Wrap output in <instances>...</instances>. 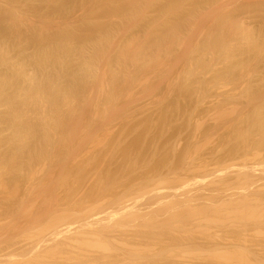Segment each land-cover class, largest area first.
<instances>
[{"label":"bare ground","instance_id":"1","mask_svg":"<svg viewBox=\"0 0 264 264\" xmlns=\"http://www.w3.org/2000/svg\"><path fill=\"white\" fill-rule=\"evenodd\" d=\"M154 1H156V0H154ZM154 1H151V3H150V5L152 6H154L153 8H164L161 12H162V14L160 15V14H158L159 16H158V18H155V19H153V20H151V21H149L148 20V22H146L144 25H143V27H142V30H143V32H137V34H132V36H134L135 35V37H136V35H137V37H138V35L140 36H146V40H144L143 41V39L141 40L139 37V39H140V43H139V41H137V40H135L133 37H128V36H126L125 35V33L127 34L129 31H127V29H126V31H125V33H124V40H122L121 42L122 43H120L119 45H117V44H114V42L116 41H114L113 42V37H114V33L116 34L117 32H122L123 33V31H124V28H123V26L122 25H118L117 24V26L116 27H112V28H114L113 30H111L110 28H111V25H110V27H109V29H108V25L107 26H104L103 24H102V22L104 21V22H106V21H108L107 20V18H105L103 21L101 20L102 19V17L104 16V17H113V16H115L114 17V19L116 18V16H117V18L118 17H120V18H122V19H124L123 20V22L125 21V22H127V21H130V20H132L135 16L137 17V15L136 14H142V13H144V12H142V8L144 7H142V6H140V5H144L143 3H142V0H0V109L2 110V108H4V111H6L7 112V117H6V115H4L3 116V114L4 113H6V112H2L1 110H0V114L1 113H3L2 115H0V116H3L2 118L0 117V123H4L5 121H7V122H9V123H7V122H5L4 124H9V125H11V126H9V127H11L10 129H12L14 132L11 134V138H9L10 136L5 132V134H7L9 137L7 138L8 140V142H11V145L13 146L14 145V143L13 142H18L19 144H21V146L22 147H20V150L21 149H23V153H21L20 152V150H17V147H16V150H17V153L18 152H20L21 154H17V155H21L22 156V158H21V156H15V161H16V159H22L23 160V162L20 164V165H22V166H24L23 168H25L24 169V172H23V169H22V172H23V174H25L26 176H24L23 175V177H27V175L29 176H31L32 174V172H31V168L33 169V167L35 166V165H40L41 163H43L44 161H46V163L48 164H50V162H47V160L49 161V159L50 160H52L53 162L51 163V165L52 164H54V165H58L59 164V162L61 163V165H63L62 163L64 162V163H67V164H65L66 166V170L64 169V171L63 172H65V174H63V177L61 178V179H59V177H57L58 178V180H60V182H61V180H62V183H61V187L64 189L65 187V189L66 190H64L63 191V189H59V191H61V193H63L65 196H64V198H62V196H61V193L60 192H58V194L60 193V195H57V197L58 196H60V197H58V199L60 198V199H62L63 200V202H60V204H61V207H60V204H59V207L61 208V210L58 212V210L57 209H59L58 208V205H56V207H55V211L52 209L51 211H53L54 213H57V214H55L54 216H49V214L48 213H50L51 211L49 210V208H51V207H47V209L49 210V212L47 213V215L49 216H45L44 217V215H43V217L44 218H46V219H42V222H40L41 224H39L38 226H36L35 224V227L33 228V230L32 231H30L31 230V226L29 227L30 228V232L29 231H27L26 230V234L25 235H20L21 236V238L24 236V239H23V242H21V243H24V246H22V247H28L29 249H28V251H21L20 250V253L21 252H25V254L24 253H22V254H17L16 253V251H14V253L13 254H11V252L8 254H2L1 252H0V264H93V262H94V264H97V262H98V264L99 263H101V264H111V262L113 263V261H114V258L113 259H110V258H112V256L115 254V252H114V254L112 255V253H111V251L113 250V249H117V250H119V252H120V250L122 251H124V255L126 254L125 253V251L126 252H128L127 250L129 249L131 252V254H133V257H134V259H133V257H131L132 255L131 254H129L130 255V260H135V256H139V258H140V256L142 257V256H144V253H146V255H148L149 254V251H150V254L149 255H152V253L154 252H152V250H154V246L152 247V249H151V245L152 244H150L149 245V243L148 242H146V244H144V247L142 248L141 247V245L139 244V246H138V243L137 244H135V245H133V246H135V247H131L132 245H131V241H126V240H131V239H128L129 238V236L131 235V234H133V233H131V231H129L131 228L132 229H134L135 228V226H134V228L132 227L133 225H135L136 223L139 225V226H141V223L143 224V219L142 218H144L143 216H142V214L144 215V216H154V214H158V213H155L156 211L157 212H159L160 213V210L164 213H166V212H171L172 213V215H173V211L175 210V211H177L176 210V208L178 209V206L180 207V204L182 205V203H184V204H186L185 202H187L188 204L189 203H191V202H193V201H195V200H197L198 198L196 197V196H198V194L199 195H201V197H204V196H202V194L200 193V191L199 190H202L203 189V187H202V189L199 187V186H196L197 188H200V189H197L196 191H195V187H193L192 189H191V191H193L194 190V192H190V194H189V192L188 191H190V190H186V191H184L183 189H187L186 187H189L190 185H195V183H196V185L199 183V181L200 182H203V183H205V181H203V180H207L209 177L208 176H212L211 175V173L210 174H206L207 176H206V178H205V176L204 175H201V173L199 174V175H201V177H203L201 180H198V181H195L194 180V178L193 179H188L189 178V176L187 175V177H182V176H184V174L182 175L181 173L180 174H178V175H176V176H172V180H171V176L169 177L170 179V183L171 184H174L175 182H177V183H175L174 185H167L164 181V184H163V186H162V184H160V182H159V184H160V186L161 187H159L158 185V183H157V187H154V184L157 182L156 180H157V178H163L162 176H156V175H158V174H162L161 172H163L165 169H166V172H168V171H178V173H179V171H187L188 170V174H190L189 172L191 171L192 172V170L194 171V170H202V166H205V163H204V165L202 164H200V165H198V164H196V162H195V159H197V158H199V157H201V156H199L198 157V154H199V152H197V158H192V154L190 155V157H188V155H186V150H188V149H183L184 150V152L181 154V153H179L178 155V157H177V153L175 154V156L177 157V158H175L174 160H171V159H169L168 157L170 156H168L167 157V155H164V156H161V155H159V154H157L156 155V153H154L156 156H159L158 158L156 157V160L154 159L153 161L151 160V163L149 162V163H147L148 162V160H147V162H146V160L144 159L145 157H141L140 155H142V156H144V154L146 153V152H149V150L151 151V149L153 150V152H154V147L153 146H155V145H152V144H154L155 142V139L153 138V136L154 135H152L151 137L149 136V134L151 133V132H148L147 131V126H145V122H144V128H142L141 127V124L143 123L142 121H141V124H140V126L139 127H141L140 129L138 128V125L137 124H135L134 126H136L137 128H135L134 127V129H132L133 127L132 126H130V128L128 127V125H127V127L130 129V131H135L136 132V130H139L137 133H136V135L134 136V140H133V142H132V144H131V146H128L127 144V146L126 145H123L127 140H125V142L122 144V146H117L118 144L117 143H119V142H121V141H123V140H120V141H118L119 139H116V136H118V134L116 135V133H114L113 135L115 136V138H114V136L112 135V134H110V135H112V136H110V137H112L111 139L113 140H110L109 141V134H107V133H105L106 131H108L109 133H112V132H110V131H113L112 129H110V128H105L106 127V125L107 124H105V127H104V131H103V136H104V134H107V136L106 137H109V138H107L108 139V141L106 142H103V140H102V143L100 142L101 140H100V138H99V143H98V141H94L95 142V144H92V145H95V147H96V144L98 143L99 144V146H98V144H97V148H96V150L97 151H95V150H90V151H92V152H98L99 150H100V152H98L97 154L95 153H89V150H88V153H89V155L87 154V153H85V154H87L86 156H84L85 154H84V152L82 153L83 154V156L81 155V153H80V155H81V161H80V157L77 159V162H73L72 161V158L73 159H75V161H76V158H77V156H80V155H78V153L77 152H75V153H77L76 155L77 156H75V155H73L71 152H73L72 151V147H71V145H70V142L69 143H65V142H63V140H64V138L67 140V138H73V135L74 134H78L79 133V131H81L80 130V128H76V126H74L73 127V125H72V123H71V119H72V121H74V117H76V114H78L77 113V108H69L70 106L69 105H71V102H74L75 100H70V96H72V95H70V93H72V91L74 90V88L76 87V91L78 90L77 88H82V90H83V88H85V90H87L88 91V87H89V85H90V87L89 88H91L92 89V87L91 86H94V88H96V89H93L94 90V92H95V90H97L96 92H97V95H98V91H99V96H97L96 95V100H98V99H100V102L102 103V100H103V102H104V106H105V104H107V105H113L114 104V102H115V104H117L116 102V99L118 98V95H119V93H120V95H121V92H122V94H124V95H126V93H127V95L129 96V98L127 97V95L126 96H123V97H125V99H126V97L128 98V99H126V100H131L132 98H130V96H131V94L133 93V92H136V91H134L133 90V92L130 94V92H128L129 90H131L132 89V86H133V78H135L134 76H136V73H138V72H140L141 71V69L143 70H147L146 68H149L150 70L153 68V67H158L160 64H161V62L163 63V61H161L162 59L160 58V56L158 57V56H156V55H154L153 53H152V51H153V49H155L156 50V48L154 47L153 49H151L152 47L151 46H156L157 47V51H156V53L155 54H158V52L160 51V52H163V53H165L166 52V54H168L167 52H171L170 50L168 51V49H170V47H168V49H167V51H166V47H164V46H167L166 44H167V42H168V44H171L170 43V36L169 35H171L172 33L170 32L169 33V31H171L170 30V27L171 28H174V25H171L170 24V22H171V13L172 12H174L175 10H177L178 8H181V7H185V9L187 10L188 9V13H193L194 15L195 14H198V12H199V9L201 10V9H204V10H206L207 8H209V9H213L214 7H220L224 2L223 1H226L227 2V0H168L166 3H159L160 2V0H158L159 2H156V3H152V2H154ZM163 1H165V0H163ZM228 1H230V0H228ZM240 1V0H239ZM248 1H251V0H247V2ZM254 1V0H253ZM233 3V2H232ZM237 3V2H236ZM235 3V4H236ZM149 4V3H148ZM230 4H231V2H230ZM224 5V4H223ZM226 5H227V3H226ZM233 5V4H232ZM237 5V4H236ZM44 6V7H43ZM45 6H46V8H47V10H44L45 9ZM150 6V7H151ZM229 6V5H228ZM241 6V5H240ZM146 7H149L148 5L146 6ZM217 7V8H218ZM222 7V6H221ZM224 7V6H223ZM230 9H231V7H229ZM244 8V10H248V12L249 13H251L250 15H254V14H256L257 12L259 13H264V4H257V5H251V6H245V7H243ZM81 10V11H84L85 13L84 14H87L85 17H87V18H89V19H91V22H93L94 20L93 19H95V21H100L101 20V23H95V21H94V23H91L90 21V23H86L87 22V20H85L84 18V14L83 13H81V14H83V19L85 20L84 22H83V19H82V17H80V19H82V22L83 23H85V24H83V23H81V21H79V22H77L78 20H76V17H75V20L74 21H72L71 22V24H77V25H69V23H68V25L66 24V25H63V27H62V29L60 28V31H58L59 30V28L58 27H52V29L54 28V30H55V28H58V29H56V31L55 32H50V30H48V29H46L47 28V26L50 24V22H48V21H50V20H52V22H54V20L56 19V17L55 16H58L59 18H61V19H63L64 17H71L72 16V14H73V12H74V14H77L76 13V11H78V10ZM146 9V8H145ZM144 9V10H145ZM208 9V10H209ZM147 10V9H146ZM145 10V11H146ZM182 10V9H181ZM184 10V9H183ZM207 10V11H208ZM159 11V10H158ZM227 11V10H226ZM80 12V11H79ZM140 12H142V13H140ZM216 12V11H215ZM239 12V11H238ZM244 12H246V11H244ZM28 13V14H27ZM29 13H31V17L33 18V17H37V19L39 18V19H42L41 21H43L44 19V23H45V25H46V22H47V25H46V28L44 27L45 25H43L42 23H41V25L39 24L38 25V23H35V21L36 20H31L30 18H29ZM148 13V12H147ZM146 13V14H147ZM158 13V12H157ZM209 13V12H208ZM248 13V14H249ZM145 14V13H144ZM143 14V15H144ZM174 14V13H173ZM172 14V15H173ZM176 15V14H175ZM180 15V14H179ZM243 15V14H242ZM247 15V14H246ZM97 16H99L98 18H101V19H99V20H96V17ZM191 16V15H190ZM197 16V15H196ZM208 16H210V15H208ZM55 17V18H54ZM63 17V18H62ZM78 17V16H77ZM135 17V18H136ZM144 17V16H143ZM183 17H185V16H183ZM211 17V16H210ZM214 17V16H213ZM54 18V19H53ZM58 18V19H59ZM67 18V19H68ZM72 18H74V16H72ZM79 18V17H78ZM97 18V19H98ZM120 18H118V20L120 19ZM134 18V19H135ZM177 18H179V16L177 17ZM215 20H214V22L216 23H214L215 25H217V30L218 31H216V29H215V34H214V32H213V34L212 33H209V31H211L210 29H209V31L208 32H206V33H208V35L207 36H209L210 34H212L211 36L212 37H214V39L216 38V39H221V40H223L224 42H226L227 44H225V43H223L222 42V44H225V46L226 45H228L229 43H230V41H231V43H230V46H231V44H232V46H234L233 47V49L235 50H233L232 48H229L230 46L228 45L227 46V48L229 49V51H228V53H227V51H226V53L227 54H225V53H223V56H221V58H218V60H222V59H224L223 61H221L222 63H220V61H219V63H218V65L217 66H219V64H220V67H221V64H222V67H223V70L220 68V70H222L221 72H216V71H213V70H210L211 69V67H210V64L208 63L209 61H207L206 59V63H208V64H205L204 62H202V60L201 59H203L204 60V58L202 57V58H200L201 56H204V55H207V50H204V48H205V45H209V43L210 44H213L212 43V41H214V39L212 38V37H210L209 39H211V41L210 42H205V40L203 41V42H205L204 44H203V42H202V44L201 43H199V45H197V44H194V46H192V44H191V46L189 45L188 47H187V42H185V43H183L182 45H186V47H187V49L185 48V45L184 46H180V47H184L185 49H186V56H188V57H184V60H185V58H187V61H189V59L192 57L193 59H191V62L189 61L188 63H190L189 65H188V63L186 64L187 65V68H188V66H189V68L187 69V70H185L186 72H184L183 71V73L185 74H182V75H184L183 77H181V75H179V77H181V78H184V80L183 81H185L184 83H186V85H183V86H185L184 88L182 87V85H181V81H179L180 80V78L178 79V83L181 85V87H179V85L177 84V86H175V87H177V89H178V87H179V89H178V91L179 90H181L182 89V91L184 92V89H187L188 91H190V90H192V87L194 86L195 87V84L194 85H190V84H188L189 82H187V81H190V83H191V78L192 77H197V79H199V77L198 76H202V74L204 73V72H206V71H204V70H207V71H209L212 75H208L209 77L211 76V79H212V86L213 85H216L217 87L220 85V83H223L224 81V78H222L221 79V77H225V76H227V75H231V77L233 76V74H231V72H233V71H235V70H237L236 69V67H239L240 66V68H241V71L240 72H242L243 73V75L245 74L244 72H246L249 68V72H250V70H251V64H256V63H253V62H256L257 61V59H259V56L257 57V55L255 54V53H260V52H262V54L264 53V48H263V44H262V46L261 45H258V44H256L254 47L252 46V48L250 49L249 47V49L247 50V51H245V52H248V53H245V52H243V49L245 48V45H249L250 47H251V43L254 41H252L251 42V40L253 39L252 37H250L248 34H250L249 33V31L248 30H245V28L243 27V25L245 26V25H247V23L246 24H243V22H241V21H239L237 18H236V16L234 15V14H232L230 11H228V12H224L222 15H219V16H215ZM256 18V17H255ZM36 19V18H35ZM58 19H56V20H58ZM65 19V18H64ZM70 19V18H69ZM68 19V20H69ZM112 19V18H111ZM133 19V20H134ZM181 19V18H180ZM212 20H213V18H211ZM237 19V20H236ZM245 19V18H244ZM46 20H48V21H46ZM93 20V21H92ZM127 20V21H126ZM176 20V19H175ZM196 20V19H195ZM210 20V19H209ZM211 20V21H212ZM248 20V19H247ZM40 21V22H41ZM59 21H60V19H59ZM58 21V22H59ZM65 21V20H64ZM120 21H121V19H120ZM136 21V20H135ZM51 22V23H52ZM66 22V21H65ZM64 22V23H65ZM76 22V23H75ZM113 21H111L110 23H112ZM134 22V21H133ZM174 22V21H173ZM172 22V23H173ZM206 22V21H205ZM209 22V21H208ZM245 22V21H244ZM56 23V22H55ZM64 23H61V25L62 24H64ZM106 23H109V22H106ZM121 24H123L122 23V21L120 22ZM142 23H144V22H142ZM179 23V22H178ZM181 23V22H180ZM190 23V22H189ZM210 23H212V22H210ZM54 24V23H53ZM57 24H59V23H57ZM81 24V25H80ZM88 26H87V25ZM127 24H128V22H127ZM132 24V25H131ZM137 24H140V23H137ZM192 24V23H191ZM243 24V25H242ZM51 26H52V24H50ZM55 25V24H54ZM60 25V26H61ZM92 25V26H91ZM126 25V24H125ZM129 25H131V26H133V23H129ZM135 25V27H136V23L134 24ZM209 25V24H208ZM212 25V27L214 26L213 25V23L211 24ZM260 25V24H259ZM50 26V27H51ZM57 26V25H56ZM115 26V25H114ZM128 26V25H127ZM142 26V25H141ZM125 27V26H124ZM129 27V26H128ZM134 27V26H133ZM191 27V26H190ZM209 27H210V25H209ZM48 28H49V26H48ZM211 28V27H210ZM246 28H248V27H246ZM256 28V27H255ZM261 28V27H260ZM129 29V28H128ZM139 29H141V28H139ZM138 29V30H139ZM165 29H169V31L167 32V30H165ZM207 29V28H206ZM253 29V28H252ZM264 29V28H263ZM53 30V31H54ZM166 32H165V31ZM178 30V29H177ZM197 30V29H196ZM203 30V29H202ZM208 30V29H207ZM207 30H205V31H207ZM58 31V32H57ZM176 31V30H175ZM212 31H213V28H212ZM246 31L248 32V34L246 33ZM257 31V30H256ZM24 32V35H26V40L24 39H22V38H24V37H22V33ZM202 31H200V33H201ZM200 33H199V35H200ZM205 33V34H206ZM119 34V33H118ZM129 35H131V34H129ZM251 35V34H250ZM253 35V34H252ZM92 36L94 37V36H100L99 38H97L96 37V39H94L93 40V38H92ZM117 36V35H116ZM119 36H121V35H119ZM165 36H169V41L167 40V42L164 40V38H165ZM172 36V35H171ZM255 36H256V34H255ZM90 37L92 38V39H90ZM103 37V38H102ZM147 37L150 39L151 38V40H149V42H147L148 41V39H147ZM254 37V36H253ZM264 37V36H263ZM167 38V37H166ZM206 38V40H208V38L207 37H205ZM226 38H228V39H226ZM252 38V39H251ZM257 38V37H256ZM138 39V40H139ZM215 39V41H217ZM12 40V42L14 41V43L19 47V49H20V52L18 51V54L20 55V57H16V53H15V56H14V53H12L11 51H9V48H11V47H13L14 45V43L12 44V46L11 47H7V44H5V43H7V41H8V43H10V41ZM25 41V42H23V41ZM196 40V39H195ZM230 40V41H229ZM263 40V39H262ZM26 41H27V43H28V45H27V43H26ZM29 41V42H28ZM172 41H174V39H173V36H172ZM189 41V40H188ZM193 41V40H192ZM202 41V40H201ZM214 41V42H215ZM229 41V42H228ZM264 41V40H263ZM117 42V41H116ZM175 42H176V40L172 43V44H174V46H175ZM219 42H220V40H219ZM218 42V43H219ZM255 42H257L256 40H255ZM258 42H262V41H258ZM119 43V42H118ZM177 43H179L180 44V41L179 42H177ZM187 43V44H186ZM218 43H214L215 45H217V46H215V47H218L219 48V46L218 45H220V44H218ZM242 43H244L245 45H243V46H241L242 45ZM24 44V45H23ZM253 44V43H252ZM10 44H8V46H9ZM21 46V47H20ZM34 47L33 48V51L30 53V50H27V49H29L30 47ZM88 46H92V48L94 49V52H92L93 50H92V48H91V52L92 53H89V51H88V54L86 53V51H85V53L86 54H84V50H87V49H89V47ZM171 46V45H170ZM174 46H172V48L174 47ZM213 46V45H212ZM212 46H210L209 48H212V49H210L209 50V48H208V50H209V53L212 51H214V49H216V48H213ZM224 46V47H225ZM231 46V47H232ZM260 46V47H259ZM18 47L16 48V49H18ZM85 47H88L87 49L85 48ZM149 47H151V48H149ZM208 47V46H207ZM221 47H223V46H221ZM223 47V48H224ZM256 47V50H255V52L253 53V55H252V53L250 54V55H252V56H249V50H254V48ZM262 47V48H261ZM13 48H15V47H13ZM165 49V51H161V50H159V49ZM225 49V50H228V49ZM149 49H151L152 51H151V54L148 52V50ZM163 49V50H164ZM205 49H207V48H205ZM247 48H245V50H246ZM13 50V49H12ZM154 50V51H155ZM232 50V51H231ZM14 51H16V50H14ZM28 51V52H27ZM60 51L62 52V54L63 55H61L62 56V59L60 58ZM153 51V52H154ZM218 51V50H217ZM220 51V50H219ZM231 51V52H230ZM10 52L12 53V54H10ZM160 52H159V54H160ZM177 52V51H176ZM182 52V51H181ZM206 54H205V53ZM211 52V53H212ZM215 52H216V50H215ZM222 52V51H221ZM225 52V51H224ZM242 52H243V54L244 55H242ZM96 54L94 57H91L92 55H90V57H88L87 55H89V54ZM145 53V55H147V56H143V54ZM150 55H149V54ZM183 53H185V52H183ZM241 53V54H240ZM74 54H76L77 56H79V60L82 62L81 63V65H86L87 66V64H89L90 62L89 61H93V62H96V63H99L100 61H101V59L102 58H104V60L107 58L108 60H105V61H103V63L101 64L100 63V66H102L103 65V68H104V72L106 71L107 72V74L109 73V76L111 77L110 79H108V80H110V81H112L111 83V85L109 86V81H106V80H104V76H100V74H98V72H96V74L95 73H93L92 72V74H94V75H96L97 77L94 79V80H91V78H94L95 76H91L92 74H88V75H90V80H91V82H93V81H95V82H93V83H91L90 82V80H89V82L90 83H88V81H82V73L80 74V73H78L80 76H79V78L81 77V79H79L78 78V76H76V71L78 70H76V68L77 67H74V69H71V68H73V66L76 64H80V62L77 60V58L75 57V55ZM158 54V55H159ZM165 54V55H166ZM201 54H203V55H201ZM235 54H237V59H239V58H243V59H240L239 61H234V60H237V59H235L234 58V56H236ZM238 54L239 55H242L241 57H239L238 56ZM254 54H255V59H254ZM262 54H260V55H262ZM73 55V58L75 57L76 58V60H72L73 62H72V64L74 63V61H78V63L76 62V63H74L73 64V66L71 67L69 64H66L68 61H66V60H68V58L70 57V56H72ZM161 55H162V53H161ZM165 55H163V56H165ZM170 55V54H169ZM168 55V57H170ZM172 55V54H171ZM182 55H184V54H182ZM189 55H191V57L189 56ZM218 55H219V53H218ZM221 55V54H220ZM248 56L249 58H247V57H243V56ZM259 55V54H258ZM100 57V59H97L96 60V58L95 57ZM176 56V55H175ZM209 56H211V55H209ZM208 56V57H209ZM215 56V55H214ZM224 56H226V58H224ZM162 57V56H161ZM182 57V56H181ZM207 57V56H206ZM223 57V58H222ZM239 57V58H238ZM20 58V59H19ZM94 58V59H93ZM180 58V57H179ZM18 59H19V61H18ZM70 59V58H69ZM91 59V60H90ZM164 59V58H163ZM232 59H234L233 61H232ZM96 60V61H95ZM99 60V61H98ZM175 60H176V58H175ZM216 60V59H215ZM217 60V61H218ZM253 60H255V61H253ZM27 61H29L30 63V65L31 66H33V64L36 66V67H38V68H40V69H38V71L40 70V73L42 72V70H44L45 69V71H46V69H49L48 71H50V66H52V65H54V63L55 62H57V63H60V64H64L63 66L64 67H66V69H67V71H66V69L63 67V66H61L62 68H64L63 69V71H66V73L67 74H65V72L63 73V71H62V73L63 74H61V75H63L64 76V74L66 75L65 77L67 78V76L71 79V85L69 84V80L67 81L68 83L66 84V86L64 85L65 83H63L62 85H61V81H60V84H59V81L58 80H62V78H60V79H58L57 78V76L59 77H61V75H59V74H57V71H59V70H57L56 68H54L53 66L51 67L52 69H53V71L54 70H56V78H55V75L53 76L52 74H54V72H52V74L51 75H49L48 77H47V75H46V78H45V76H43V74L45 75V71H44V73L43 74H41V76H39L38 75V71H36V73L37 74H34L35 72H33V74L28 70V68L26 67V65L28 64V62ZM70 61V60H69ZM88 62V63H87ZM130 62H132V66H133V64H134V67H132V68H134V71H135V73H130V70H131V68H126L125 66H127L128 65V63H130ZM165 62H167V61H165ZM185 62V61H184ZM200 62H201V64H200ZM263 62H264V60H263ZM27 63V64H26ZM32 63V64H31ZM70 63H71V61H70ZM96 63L93 65V63H91L93 66H98V64L96 65ZM212 63L213 62H211V65H212ZM216 63V62H215ZM56 64V63H55ZM59 64V65H60ZM124 64H126V65H124ZM169 64V63H168ZM67 65V66H66ZM81 65H79V66H81ZM92 65H88L87 66V68L90 66L91 67V69L93 68V69H95V67H93ZM130 65V64H129ZM128 65V66H129ZM137 65V67L136 68H138V69H136L135 70V66ZM162 65V64H161ZM184 65H185V63H184ZM29 66V65H28ZM34 66V67H35ZM58 66V65H57ZM57 66H55V67H57ZM68 66H70V68L68 67ZM165 65L163 64V67H164ZM216 66V65H215ZM251 66V67H250ZM255 66V65H254ZM33 67V69H35ZM49 67V68H48ZM60 67V66H59ZM82 67H84V68H86L85 66H82ZM82 67H80L79 69H81ZM146 67V68H145ZM186 67V66H185ZM184 67V68H185ZM214 67V66H213ZM11 68V70H13V72H11V71H9V69ZM58 68V67H57ZM87 68H86V70H87ZM102 68V67H101ZM154 68V69H155ZM162 68V67H161ZM170 68H171V66H170ZM169 68V69H170ZM219 68V67H218ZM217 68V69H218ZM255 68V67H254ZM259 68V67H258ZM51 69V70H52ZM59 69V68H58ZM90 69V68H89ZM90 69V72L91 71H94L95 72V70H91ZM99 69V68H98ZM127 69H128V74H127ZM166 69V68H165ZM235 69V70H234ZM239 69V68H238ZM81 70H84V69H81ZM81 70H79L80 72H82ZM86 70H84L83 72H85ZM96 70H97V68H96ZM137 70H140V71H137ZM156 70V69H155ZM176 70V69H175ZM219 70V71H220ZM252 70H253V67H252ZM261 70V69H260ZM60 71H61V68H60ZM100 71V70H99ZM103 71V70H102ZM133 71V72H134ZM147 71H149V70H147ZM146 71V72H147ZM151 71H153V69L151 70ZM159 71H160V69H159ZM158 71V72H159ZM162 71V70H161ZM170 71V70H169ZM202 71H204L203 73H202ZM218 71V70H217ZM255 71V70H254ZM254 71H253V74H254ZM8 72H11L12 73V76L11 75H9V73ZM78 72V71H77ZM86 72H89V70L88 71H86ZM85 72V73H86ZM105 72V73H106ZM238 72V71H237ZM248 72V73H249ZM256 72V71H255ZM262 72V71H261ZM8 73V74H7ZM61 73V72H60ZM142 73H144V72H142ZM142 73H140V74H142ZM151 73V72H150ZM154 73V72H153ZM207 73V72H206ZM206 73H204V75L206 74ZM234 73V72H233ZM247 73V72H246ZM257 73V72H256ZM14 74V75H13ZM47 74H50V72H48ZM86 74V75H87ZM104 74V73H103ZM147 74H149V72H147ZM156 75H157V73H155ZM162 73H160V75H161ZM165 73H163V75H164ZM168 74V73H167ZM166 74V75H167ZM179 74H181V73H179ZM86 75H84L85 77L84 78H86L87 76ZM98 75L100 76V77H98ZM145 74H142V76L140 77V79L144 76ZM150 76H151V74H149ZM166 75H165V77H166ZM169 75V74H168ZM167 75V76H168ZM207 75V74H206ZM237 75H239L238 73H237ZM240 75H242V74H240ZM239 75V76H240ZM255 75V74H254ZM259 75H261V74H259ZM259 75H257V76H259ZM106 76V75H105ZM158 76V75H157ZM162 76V75H161ZM161 76H159V77H161ZM201 76H200V78H201ZM207 76V77H208ZM221 76V77H220ZM139 77V76H138ZM153 77H154V80H155V76L153 75ZM189 77H190V80H189ZM203 77V76H202ZM206 77V78H207ZM208 77V78H209ZM234 77V76H233ZM232 77V78H233ZM237 77V76H236ZM244 77V76H243ZM245 77H246V75H245ZM249 77V76H248ZM248 77H247V79L246 80H248ZM252 77V76H251ZM260 77V76H259ZM264 77V76H263ZM84 78H83V80H84ZM130 80H129V79ZM136 78H137V76H136ZM162 78V77H161ZM232 78H230V76L229 77H226V79H230V80H233ZM56 79H58V80H56ZM89 79V78H88ZM123 79H125L126 81H125V84H124V81H123ZM143 79H145V77H143ZM148 79H152V77L151 78H149L148 77ZM148 79H147V81L146 82H148ZM158 79V78H157ZM157 79H156V81H157ZM164 79V78H163ZM167 79V78H166ZM169 79V78H168ZM193 79H196V78H193ZM192 79V80H193ZM202 79V78H201ZM210 79V78H209ZM209 79H207L208 81H209ZM238 79V78H237ZM249 79H250V77H249ZM64 80V82H65V78L63 79ZM86 80V79H85ZM139 79H137V81H138ZM159 80V79H158ZM182 80V79H181ZM205 80V79H204ZM234 80H236V79H234ZM233 80V81H234ZM240 78H239V82L238 83H241V82H243L244 80H243V78H242V80L243 81H241L240 82ZM251 80V79H250ZM20 81L22 82L21 84H20ZM140 81V80H139ZM144 81V80H143ZM172 81V80H171ZM182 81V82H183ZM197 81V80H196ZM195 81V82H196ZM199 81V80H198ZM228 81V83H229V80H227ZM227 81H226V83H227ZM238 81V80H237ZM237 81H236V83H237ZM259 81H260V79H259ZM97 82V83H96ZM109 83V84H107V83ZM150 82V81H149ZM152 82V81H151ZM175 82H177V81H175ZM174 82V83H175ZM210 82V81H209ZM209 82H207L206 84H209ZM245 82V81H244ZM254 82V81H253ZM252 82V83H253ZM23 83H25L26 85L25 86H23L24 84ZM136 83V81L134 82V85H136L135 84ZM140 83V82H139ZM141 83H142V80H141ZM140 83V84H141ZM143 83H145V81L143 82ZM142 83V84H143ZM153 83V82H152ZM155 83V82H154ZM159 83H160V81H159ZM161 83H163V81L161 82ZM193 83V82H192ZM203 83V82H202ZM200 81L198 82V83H196V85H198L199 86V84L201 85L202 84ZM211 83L209 84V86L211 85ZM225 83V84H226ZM235 83V82H234ZM237 83V84H238ZM93 84H95V85H93ZM130 84H132V85H130ZM156 84V83H155ZM158 84V83H157ZM156 84V85H157ZM165 84V83H164ZM225 84H223V85H225ZM236 84V85H237ZM242 84V83H241ZM241 84H240V86H241ZM248 84H249V82H248ZM254 84V83H253ZM256 84V83H255ZM254 84V85H255ZM259 84V83H258ZM21 85L23 86V87H21ZM64 85V86H63ZM72 85H74V86H72ZM146 85V84H145ZM161 85V84H160ZM169 85H171L172 86V84H168V86ZM174 85H176V83L174 84ZM234 85V84H233ZM235 85V86H236ZM239 85V84H238ZM237 85V86H238ZM244 85V84H243ZM252 85V84H251ZM74 87L73 89H72V87ZM111 87V89L109 88V87ZM137 86V85H136ZM140 86V85H139ZM153 86V85H152ZM152 86H150V84H149V87H152ZM163 86V85H162ZM197 86V87H198ZM202 86H203V88H204V86H205V84L203 85L202 84ZM207 86V88L209 87L208 85H206ZM206 86H205V88H206ZM216 86H214L213 88H216ZM220 86H222V84L220 85ZM227 86V85H226ZM244 86H246L247 87V84L245 83V85ZM249 87H250V85H248ZM262 86V85H261ZM263 86H264V84H263ZM2 87H6L5 88V90L4 89H2ZM9 89H8V88ZM26 87V88H25ZM131 87V89H129ZM134 87V86H133ZM141 87V86H140ZM148 84H147V86L145 87L146 88V90L145 91H147L148 90ZM156 87V86H155ZM159 87V86H158ZM170 87V86H169ZM174 87V88H175ZM193 87V88H194ZM231 87H232V85H231ZM230 87V88H231ZM239 87V86H238ZM245 87V89L243 90V93H245V95L247 96L246 97V99L247 98H249L250 99V97L252 98L253 97V100H255V96L256 95H258L257 94V92H260V91H258V88H256L257 90H255V91H253L251 88H253V85L251 86V88L250 89H248V88H246ZM152 88H154V87H152ZM181 88V89H180ZM204 88V89H205ZM244 88V87H243ZM3 91H2V90ZM7 89V90H6ZM72 89V90H71ZM80 89L78 90L79 92H80ZM109 89V90H108ZM160 89V88H159ZM201 89V88H200ZM200 89H198L199 91H200ZM229 89V88H228ZM228 89H225V90H228ZM232 89V88H231ZM234 89V88H233ZM254 89V88H253ZM65 90L67 91V90H69V95H66L67 97L65 98V95L64 94H66L67 92H65ZM71 90V91H70ZM138 90V89H137ZM140 90V89H139ZM138 90V91H139ZM149 90H151V88L149 89ZM194 90V89H193ZM197 92H199L197 89H195ZM202 90V89H201ZM207 90V89H206ZM209 90H210V88H208V92H209ZM224 90V89H223ZM224 90V91H225ZM237 90V89H236ZM259 90H261V92H264L263 90H264V87H263V90L262 89H259ZM8 91V92H7ZM47 91L49 92V93H51L50 91H53L54 92V94H53V92H52V94H51V96H49L50 94H48L47 93ZM90 91V90H89ZM110 91V92H109ZM142 91V90H141ZM174 91V90H173ZM187 91V92H188ZM203 91H205V90H203ZM213 91V90H212ZM215 91H216V89H215ZM245 91V92H244ZM65 92V93H64ZM86 91H82V93H83V95H84V93H85ZM92 92V91H91ZM179 92H181V91H179ZM187 92L186 93H184V94H187ZM207 92V93H208ZM220 92H221V89H220ZM223 92V91H222ZM67 93V94H68ZM73 93H75L74 91H73ZM143 94H144V91L142 92ZM149 92H147V94H148ZM153 93V92H152ZM204 93H206V92H204ZM211 93V91L209 92V94ZM247 93H249V96H248V94ZM78 94V93H77ZM94 94V93H93ZM118 94V95H117ZM134 94V93H133ZM138 94V93H137ZM136 94V95H137ZM140 95H142L141 94V92L139 93ZM138 94V95H139ZM191 93H189V95H190ZM193 94V93H192ZM195 94V93H194ZM193 94V95H194ZM202 94V93H201ZM201 94H200V96H201ZM240 94V96H241V93H239ZM238 94V95H239ZM11 95H13V96H11ZM88 96H89V94H87ZM87 95H85L86 96V98H87V100H84V102L85 101H87V102H91V104H89L91 107L90 108H94L95 110H93L92 109V111H91V113L92 114H94L95 112L94 111H96L97 109L94 107V106H96V107H99V106H102V104L99 102V101H95V99H94V101L92 100V97L90 98V97H87ZM117 95V96H116ZM135 95V96H136ZM151 95V94H150ZM180 95V94H179ZM182 95H183V93H182ZM221 95V94H220ZM244 95V94H243ZM243 95H242V97H243ZM263 95V94H262ZM81 96V95H80ZM134 96V97H135ZM146 96V95H145ZM163 96V95H162ZM192 96V95H191ZM199 96V95H198ZM205 97H207V95H204ZM212 96H213V94H212ZM218 96V95H217ZM227 96H229L228 94H227ZM234 96V95H233ZM235 96H236V93H235ZM68 97H70V98H68ZM73 97H76V95H74ZM81 97H83V96H81ZM80 97V98H81ZM122 97V96H121ZM122 97V98H123ZM132 97V96H131ZM142 97V96H141ZM161 97V96H160ZM171 97V96H170ZM186 97V96H185ZM194 97H196L195 95H194ZM203 97V96H202ZM201 97V98H202ZM209 97H210V95H209ZM214 97H215V94H214ZM230 97V96H229ZM239 96H237V98H238ZM77 98V97H76ZM79 98V97H78ZM77 98V99H78ZM85 98V99H86ZM121 98V99H122ZM144 98V97H143ZM166 98V97H165ZM168 98V97H167ZM166 98V99H167ZM200 98V97H199ZM219 98H221V96L219 97ZM236 98V97H235ZM236 98V99H237ZM240 98V97H239ZM238 98V99H239ZM19 99V102H20V104H18V100ZM102 99V100H101ZM119 99V98H118ZM124 99V98H123ZM141 99V98H140ZM163 99V98H162ZM161 99V100H162ZM169 99V101L171 100L170 98H168ZM198 99V98H197ZM217 98L215 97V99L214 100H216ZM226 99V98H225ZM257 99V98H256ZM262 99V100H261ZM133 100H135V99H133ZM152 99H150V101H151ZM165 100V99H164ZM173 100V99H172ZM181 100V99H180ZM231 100V99H230ZM230 100H226V102H228L229 103V101ZM252 100V99H251ZM252 100V101H253ZM258 100H259V98H258ZM124 101V100H123ZM137 101V100H136ZM166 101V100H165ZM164 101V102H165ZM168 101V104H169V108H167L166 107V109L165 110H162L160 113H162L161 114V116H162V118L161 119H163V121L165 120V119H167V118H169V117H171V115H172V113H174V110L175 109H177V107H176V105H175V103L176 102H169ZM174 101V100H173ZM178 101V100H177ZM187 101V100H186ZM212 101V100H211ZM210 101V102H211ZM216 101H219L218 99L216 100ZM215 101V102H216ZM241 101H243V99L241 100ZM248 101H250V100H248ZM247 101V102H248ZM77 104H78V101H75ZM74 102V103H75ZM120 102V100L118 101V103ZM122 102V101H121ZM126 102V101H125ZM124 102V103H125ZM140 102V101H139ZM153 102V101H152ZM157 102V101H156ZM196 102V101H195ZM214 102V103H215ZM222 101H220V103H221ZM251 102V101H250ZM249 102V103H250ZM58 103H59V105H61V106H66V107H63V109L61 108V106H58ZM93 103H95V104H97V105H95V104H93ZM100 103V104H99ZM131 103V102H130ZM133 103V102H132ZM137 103V102H136ZM158 103V102H157ZM197 103H198V101H197ZM212 103V102H211ZM218 103V102H217ZM219 103V104H220ZM224 103H225V101H224ZM228 103H225L224 105H226V104H228ZM234 103H236L235 102V100H234ZM253 103V102H252ZM79 104H80V101H79ZM78 104V105H79ZM83 104H85V103H83ZM94 106H93V105ZM159 104H160V102H159ZM167 104V103H166ZM177 104H178V102H177ZM180 104V103H179ZM178 104V105H179ZM201 104V103H200ZM199 104V105H200ZM204 104V103H203ZM213 104V103H212ZM216 104V103H215ZM230 104H231V102H230ZM233 104V103H232ZM231 104V105H232ZM5 105V107H7V108H5V107H2V106H4ZM125 105V104H124ZM131 105V104H130ZM133 105H135V104H133ZM148 105V104H147ZM147 105H146V107H147ZM162 106L164 105V104H161ZM160 105V106H161ZM229 105V104H228ZM228 105H227V107H228ZM252 105V104H251ZM256 105V104H255ZM72 106V105H71ZM83 106H85V105H83ZM88 106V105H87ZM93 106V107H92ZM108 106V107H109ZM114 106V105H113ZM132 106V105H131ZM131 106H128V108H130ZM180 106V105H179ZM188 106V105H187ZM223 106V105H222ZM221 106V107H222ZM233 106V105H232ZM60 107V108H59ZM73 107H75V105H73ZM78 107V106H77ZM107 107V108H108ZM126 107V106H125ZM136 107V106H135ZM150 107V106H149ZM197 107V106H196ZM203 107V106H202ZM219 108H220V111H222L221 109L223 108H221L220 106H218ZM218 107H217V110H218ZM85 108H87V107H85ZM116 108V107H115ZM145 108V107H144ZM161 108V107H160ZM179 108V107H178ZM212 108V107H211ZM230 108H231V106H230ZM249 108V107H248ZM34 111H33V110ZM83 109V108H82ZM105 108H100L99 109V111H103ZM110 109V108H109ZM126 109V108H125ZM136 109V108H135ZM157 109V108H156ZM195 109V108H194ZM226 108H224L223 109V111L225 110ZM229 109V108H228ZM253 109V108H252ZM85 110V109H84ZM86 110H88V109H86ZM108 110V109H107ZM107 110H105L103 113H101V115H103V116H107V114H106V111ZM139 109H137V111H138ZM188 110V109H187ZM235 111H236V109H234ZM238 110V109H237ZM99 111H98V113H96V114H98V116L97 117H94V116H96V114L93 116V115H91V118H98L99 116H101V115H99L100 113H99ZM114 111V110H113ZM129 111V110H128ZM213 111V110H212ZM215 111V110H214ZM228 111H230V110H228ZM231 111H232V109H231ZM245 111H247V109L245 110ZM84 112V111H83ZM89 112V111H88ZM87 112V113H88ZM97 112V111H96ZM108 112V111H107ZM131 112V111H130ZM154 112V111H153ZM153 112H152V114H153ZM207 112V111H206ZM209 112H211V110H209ZM208 112V113H209ZM224 112H226V111H224ZM233 112V111H232ZM238 112V111H237ZM239 112H241L240 110H239ZM244 112V111H243ZM243 112H242V115L240 116H238L239 118L236 120V122L234 123V119L235 118H237V117H235V115H234V112H233V114H232V117L234 118V119H232L231 117V119H232V121L233 122H229L230 124H233V125H228L227 123V125L228 126H231L230 127V132H229V135H230V137H231V140L229 141V142H231L232 140V143L234 142V147L233 146H231L232 148L230 149V153L232 154L233 153V156H234V154L235 153H237L239 156H240V154L242 155V157H243V162H249L248 161V159L250 158L251 159V157H249V155L251 154H249L248 155V152H251L252 151V149L250 150L249 148H252V146L253 145H256L257 147H258V149H264V98L262 97V98H260V101L258 102V104L256 105V107L254 106V109L253 110H251V111H249V112H245L244 114H243ZM44 113V114H43ZM87 113H85V114H87ZM105 113V114H104ZM121 113V112H120ZM123 113H125V112H123ZM129 113V112H128ZM133 113V112H132ZM157 113V112H156ZM205 113V112H204ZM204 113H203V116H204ZM216 113V112H215ZM214 112L213 113H211V114H208L209 116H211L212 114H215ZM219 113V112H218ZM222 114L221 115H223V112H221ZM80 114H82L81 112H80ZM85 114L83 115V116H85ZM117 114V113H116ZM127 114V113H126ZM134 114V113H133ZM142 114V113H141ZM145 114V113H144ZM192 114H194L193 112H192ZM195 114H196V112H195ZM201 114H202V112H201ZM200 113H199V115H201ZM217 114V113H216ZM231 113H229V115H230ZM239 114H241V113H239ZM110 115V114H109ZM120 115V114H119ZM122 115V114H121ZM132 115V114H131ZM136 115H137V113H136ZM143 115V114H142ZM185 115V114H184ZM198 115V116H199ZM205 115H206V113H205ZM218 115V114H217ZM226 115H228V114H226ZM226 115H223L224 116V118H225V116ZM51 118L50 120H55L54 122H51L50 121V124H49V122H47L46 123V121L49 119V117ZM79 115H77V118H78V120H77V118H75L76 119V121H79L80 122V117H78ZM83 116H81V117H83ZM93 116V117H92ZM128 116V115H127ZM141 116V115H140ZM144 116V115H143ZM142 116V117H143ZM148 116V115H147ZM159 116H160V114H159ZM174 116V115H173ZM194 116V115H193ZM195 116H197V115H195ZM223 116H221L222 117V119H224L223 118ZM55 119H54V118ZM86 117V116H85ZM85 117L83 118V120H85ZM120 117V116H119ZM136 117V116H135ZM150 117V116H149ZM148 117V118H149ZM156 117V116H155ZM212 117V116H211ZM215 117V116H214ZM90 118V119H91ZM105 118H107V117H104V119ZM110 118V117H109ZM115 118H117V117H115ZM125 118V117H124ZM133 118V117H132ZM151 118V117H150ZM154 118V117H153ZM159 118V117H158ZM197 118V117H196ZM205 118V117H204ZM210 118V117H209ZM229 118V119H230ZM89 119V118H88ZM87 118H86V120H88ZM99 119H102V118H100L99 117ZM98 119V120H99ZM104 119H102V120H104ZM118 119V118H117ZM117 119H116V121H117ZM130 119V118H129ZM202 119H203V117H202ZM205 119H207V118H205ZM204 119V120H205ZM219 119H221L220 118V115H219ZM219 119H216V120H219ZM228 119V120H229ZM46 120V121H45ZM86 120H85V122H86ZM92 120H96V119H92ZM91 120V121H92ZM115 119H113V121H114ZM126 120V119H125ZM133 120V119H132ZM140 120V119H139ZM192 120V119H191ZM203 120V121H204ZM227 120V121H228ZM49 121V120H48ZM70 121V122H69ZM73 122V124L74 123H76V124H78L79 122ZM81 121H82V118H81ZM94 121H92V122H94ZM120 121V120H119ZM127 121V120H126ZM148 121V123H149V120L147 119L146 120V122ZM160 121V120H159ZM165 121H167V120H165ZM169 121V120H168ZM167 121V122H168ZM197 121V120H196ZM199 122H201L200 120H198ZM206 121V120H205ZM204 121V122H205ZM210 121V120H209ZM222 121V120H221ZM224 121V120H223ZM231 121V120H230ZM13 122V123H12ZM83 122V121H82ZM87 122H89V120L87 121ZM86 122V123H87ZM98 122V121H97ZM96 122V123H97ZM100 122H101V120H100ZM121 122H123V121H121ZM133 123H134V121H132ZM153 122V121H152ZM157 122V121H156ZM171 122H172V118H171ZM179 122V121H178ZM187 122V121H186ZM212 122V121H211ZM218 123H219V121H217ZM216 122V123H217ZM14 124L13 125V127H12V124ZM68 123H70V124H68ZM101 123H103V122H101ZM108 123V126H110L109 125V122H107ZM116 123V122H115ZM114 123V124H115ZM133 123H131V124H133ZM151 123V122H150ZM155 123V122H154ZM160 123V122H159ZM159 123H157V125L159 124ZM162 123H164V122H162V120H161V123H160V125L162 124ZM198 123V122H197ZM196 123V124H197ZM218 123H217V125H218ZM91 124V123H90ZM98 124H99V122H98ZM98 124H95V125H98ZM165 124V123H164ZM164 124H163V127H165L164 126ZM171 124V123H170ZM169 124V125H170ZM187 124V123H186ZM223 125H224V123H222ZM71 127H70V126ZM85 125V124H84ZM87 125H88V123H87ZM94 125V124H93ZM116 125V124H115ZM115 125H114V127H115ZM130 125V124H129ZM148 125V124H147ZM151 125V124H150ZM156 125V127H158ZM190 125H191V122H190ZM217 125H216V127H217ZM221 125V124H220ZM222 125V126H223ZM79 126V125H78ZM77 126V127H78ZM101 126V125H100ZM107 126V127H108ZM119 126V125H118ZM125 126H126V124H125ZM124 126V127H125ZM149 126V125H148ZM4 126H2V128H3ZM82 127H84L83 125H82ZM86 127V126H85ZM84 127V128H85ZM87 127H89V126H87ZM92 127H95V126H92ZM110 127H112V126H110ZM121 127V126H120ZM124 127H121V129H125ZM132 127V128H131ZM156 127H153V128H156ZM162 127V126H161ZM181 127V126H180ZM179 127V128H180ZM189 127V126H188ZM209 127V126H208ZM219 127H221V126H219ZM5 128V127H4ZM84 128H82V131H84V132H86L87 133V131H88V129L90 128H86V129H84ZM98 126H97V130H98ZM102 128V127H101ZM152 128V127H151ZM165 128H167V127H165ZM199 128V127H198ZM201 128V127H200ZM227 128V127H226ZM77 129H79V130H77ZM110 129V130H109ZM129 129H126L125 130V132H127L128 134L127 135H129V134H134L133 132H129ZM164 129V128H163ZM175 129V128H174ZM189 129H190V127H189ZM215 129V128H214ZM229 129V128H228ZM5 130V129H4ZM7 130V129H6ZM5 130V131H6ZM56 130L60 133V134H62L63 136H65L63 139H61V141H58L57 143L55 142V141H57V140H54V142H52V134H56ZM86 130V131H85ZM101 130V129H100ZM117 130V129H116ZM120 130V129H119ZM155 130V129H154ZM220 130V129H219ZM227 129H225V131H226ZM78 131V132H77ZM81 131V132H82ZM90 131H91V129H90ZM93 131V130H92ZM95 131V130H94ZM121 131V130H120ZM119 131V132H120ZM157 131H158V129H157ZM160 131H161V128H160ZM163 131V130H162ZM165 131V130H164ZM172 131V130H171ZM188 131V130H187ZM196 132H200L199 130L197 131V130H195ZM205 131V130H204ZM208 131V130H207ZM207 131H205V132H207ZM210 131H213V130H210ZM1 132V131H0ZM98 131H96V132H94L93 134H95V133H97ZM118 132V133H119ZM125 132H121V134L122 135H119V136H123V135H125L126 133ZM155 132V131H154ZM174 132V131H173ZM209 132V131H208ZM222 132V131H221ZM228 132V131H227ZM9 133V132H8ZM159 133V132H158ZM158 133H156V134H158ZM167 133V132H166ZM169 133V132H168ZM183 133V132H182ZM190 133V132H189ZM191 133H193V131L191 132ZM1 134V133H0ZM5 134H4V136H5ZM58 134V133H57ZM59 134V135H60ZM87 134H91V133H87ZM98 134H99V132H98ZM101 134V133H100ZM120 134V133H119ZM153 134V133H152ZM220 134V133H219ZM225 134V133H224ZM3 135V134H2ZM43 135V136H42ZM57 136V137H60V136ZM69 135V137H67L66 138V136H68ZM72 135V137H70ZM75 135V136H76ZM86 135V134H85ZM96 135V134H95ZM102 135V134H101ZM159 135V134H158ZM164 135H165V133H164ZM190 135V134H189ZM192 135V134H191ZM228 135V134H227ZM1 136V135H0ZM41 136H42V138H41ZM55 136V135H54ZM54 136H53V138H54ZM74 136V137H75ZM82 136H84L83 134H82ZM79 137V138H81V140H82V138L83 137ZM91 136V135H90ZM133 136V135H132ZM148 136V137H147ZM210 136V135H209ZM214 136V135H213ZM225 136V135H224ZM257 136L258 137V139H257V137L255 138V137ZM3 137V136H2ZM1 137V138H2ZM44 137V138H43ZM56 137V138H57ZM86 137V136H85ZM99 136H97V138H98ZM130 137V136H129ZM150 137V138H149ZM156 137H157V135H156ZM167 137V136H166ZM179 137V136H178ZM195 137H196V135H195ZM211 137V136H210ZM225 137H227V136H225ZM5 138V137H4ZM36 140H35V139ZM37 138H38V140H37ZM76 138H78V137H76ZM87 138V137H86ZM89 138V137H88ZM96 137L94 138V137H92V139H97ZM102 138V137H101ZM146 138V139H145ZM148 138V139H147ZM188 138V137H187ZM202 138V137H201ZM212 138V137H211ZM11 139H12V141H11ZM122 139V138H121ZM124 139V138H123ZM127 139V138H126ZM151 139H152V141L154 142H152L151 141ZM154 139V140H153ZM159 139V138H158ZM182 139V138H181ZM193 139H195L196 140V138H193ZM223 139H224V137H223ZM226 139V138H225ZM230 138H229V136H228V139L227 140H229ZM1 140V139H0ZM5 141H6V139H4ZM10 140V141H9ZM69 140V139H68ZM76 140V139H75ZM83 140H85L84 138H83ZM89 140V139H88ZM168 140V139H167ZM166 140V141H167ZM173 140V139H172ZM175 140V139H174ZM202 141H203V139H201ZM212 140V139H211ZM5 141H3L4 143H5ZM77 141V140H76ZM87 141V140H86ZM91 141V140H90ZM90 141H89V143H90ZM116 141H118L117 143H116ZM130 141V140H129ZM184 141V140H183ZM207 141V140H206ZM209 141V140H208ZM219 141V140H218ZM2 142V141H1ZM72 142H74V141H72ZM71 142V144H72V146L73 147H76V143L75 144H73ZM79 142H81V141H79ZM204 142V141H203ZM226 142V141H225ZM229 142H228V144H229ZM13 143V144H12ZM84 143V142H83ZM88 143V142H87ZM127 143V142H126ZM164 143V142H163ZM171 143H172V141H171ZM176 143V142H175ZM195 143H198V142H195ZM209 143V142H208ZM6 144H7V142H6ZM102 144V145H101ZM149 144H150V146H152V147H150V149H149ZM166 144V143H165ZM180 144V143H179ZM189 144V143H188ZM206 144V143H205ZM204 144V145H205ZM7 145H10V143L9 144H7ZM70 145V146H69ZM77 145H78V143H77ZM91 145V146H92ZM101 145V146H100ZM157 145H158V142H157ZM170 145H172V144H170ZM194 144H192V146H193ZM202 145V144H201ZM232 145V144H231ZM15 146H18V145H14V149H15ZM86 146H88L87 144L84 146V147H86ZM173 146V145H172ZM196 146H197V148H199L198 147V145L196 144ZM200 146V145H199ZM203 146V145H202ZM209 146V145H208ZM218 146V145H217ZM2 147V146H1ZM9 147V146H8ZM98 147H100V149L98 150ZM119 147V148H118ZM158 147V146H157ZM163 147V146H162ZM166 147V146H165ZM168 147V146H167ZM176 147V146H175ZM186 147V146H185ZM194 147V146H193ZM220 147H222V146H220ZM257 147H255L256 149H257ZM7 149V146L6 147H2V150L3 149ZM10 148H12L11 146H10ZM12 148V149H13ZM19 148V147H18ZM55 148V151L54 150H52V149H54ZM82 148V147H81ZM86 148H88V147H86ZM90 148V147H89ZM88 148V149H89ZM94 148V147H93ZM179 148V147H178ZM189 149H191L192 147H188ZM202 148V147H201ZM225 148V147H224ZM223 148V149H224ZM228 148V147H227ZM11 149V150H12ZM14 149L12 150V152L14 151ZM77 151H78V149L77 148H75ZM80 149V148H79ZM168 149V148H167ZM166 149V150H167ZM203 149H205V151H206V148H203ZM1 150V149H0ZM8 150V149H7ZM6 150V151H7ZM15 150V151H16ZM86 150V149H85ZM163 150V149H162ZM170 150H171V148H170ZM191 150H193L194 151V149H191ZM190 150V151H191ZM198 150V149H197ZM249 150V151H248ZM6 151H3V152H6ZM10 151V150H9ZM15 151H14V153H15ZM51 151L53 152V154L51 155ZM122 152V156L123 157H125V162L122 160V162H124V164H122L123 165V168H124V172H120V171H122L123 170V168H122V170H120V171H117V172H115V170L113 171V169H109V165H111V166H113L111 163H109L108 164V168L105 166H101V164L104 162V164H106V162H105V160H107V159H109L108 161H110V160H112V159H114L118 154H120L121 152ZM156 151H157V148H156ZM177 151V150H176ZM190 151H188L189 153H193V152H190ZM216 151V150H215ZM247 151V152H246ZM254 151V150H253ZM259 151V150H258ZM1 152V151H0ZM8 152V151H7ZM54 152H55V154H54ZM79 152V151H78ZM80 152H82V150L80 151ZM120 152V153H119ZM158 152V151H157ZM228 152V151H227ZM260 153L262 152V151H259ZM151 153V152H150ZM195 153V152H194ZM202 153V152H201ZM201 153H200V155H201ZM215 153V152H214ZM263 153V152H262ZM261 153V154H262ZM10 154V153H9ZM11 154H13V153H11ZM72 154V156H74V157H72V158H69V156ZM135 155V158H133L132 156L133 155ZM146 154H148V153H146ZM164 154V153H163ZM167 154H168V152H167ZM181 154V155H180ZM225 154V153H224ZM228 154V153H227ZM231 154H230V156H231ZM261 154H259L258 152L257 153H255L254 154V157H257V158H259L260 157V155ZM14 155V154H13ZM12 155V156H13ZM16 155V154H15ZM54 155V156H53ZM129 155H132L129 159H126V157L128 158L129 157ZM155 155H153V157L155 156ZM185 155V156H184ZM205 155V154H204ZM252 155V154H251ZM121 156V157H122ZM148 156V155H147ZM151 156V155H150ZM172 156V155H171ZM187 156V157H186ZM195 156H196V154H195ZM0 157H2V153H1V156ZM4 157V156H3ZM52 157H56V160H54V158H52ZM4 158H6V156L4 157ZM13 158V157H12ZM147 158V157H146ZM172 158V157H171ZM202 158V157H201ZM200 158V159H201ZM223 158H225V157H223ZM248 158V159H247ZM261 158H263V157H261ZM117 160H118V158H116ZM122 159V158H121ZM121 159H119V160H121ZM124 159V158H123ZM144 161L145 160V163H147L146 165H144L143 163L144 162H142V164L141 163H139L140 161H142V160ZM205 159V158H204ZM206 159H208L207 157H206ZM218 159V158H217ZM235 159V158H234ZM238 159V158H237ZM236 159V160H237ZM242 159V158H241ZM253 159V158H252ZM254 159H256V158H254ZM254 159H253V161H254ZM264 159V158H263ZM262 159V160H263ZM7 160H8V156H7ZM12 160H14V159H12ZM21 160V161H22ZM118 160V162L120 163V161ZM202 160V159H201ZM209 160V159H208ZM219 160V159H218ZM233 160V159H232ZM247 160V161H246ZM258 160V159H257ZM257 160H255V161H257ZM2 161V160H1ZM9 161H10V159H9ZM14 161V162H15ZM20 161V162H21ZM113 161H115V160H113ZM205 161V160H204ZM215 161V160H214ZM213 161V162H214ZM225 161H227V160H225ZM228 161H230V160H228ZM252 161V160H251ZM259 161H260V158H259ZM3 162H5V161H2V163ZM13 162V161H12ZM11 162V163H12ZM19 162V161H18ZM112 162V161H111ZM118 162H116L117 164H118ZM208 162V161H207ZM233 162V161H232ZM1 163V162H0ZM11 163L9 164V165H11ZM24 163V164H23ZM200 163H202V162H200ZM215 163H216V161H215ZM217 163H219V162H217ZM250 163V162H249ZM249 163H247V164H249ZM16 164H17V161H16ZM46 164V167L48 166ZM208 164H209V162H208ZM214 164V163H213ZM220 164H221V162H220ZM227 164V163H226ZM247 164H240L239 163V165H238V167H237V169H240L241 170V172L243 171V170H247V169H249V168H247ZM1 165V164H0ZM6 165V164H5ZM7 165H8V163H7ZM8 165V166H9ZM14 165V164H13ZM19 165V164H18ZM60 165V166H61ZM211 165V164H210ZM252 165V166H251ZM251 165H249V166H251L250 167V171H252V172H254L255 174H257V172L259 173H263L262 175H263V179H264V161H260V162H254L253 164H251ZM3 166V165H2ZM7 166V167H8ZM15 166V165H14ZM22 166H20V168L22 167ZM43 166V169H41V171L43 170V171H46L47 172V170L46 169H44L45 168V165L43 164H41V166L40 167H42ZM50 166V165H49ZM59 166V167H60ZM64 166V165H63ZM62 166V167H63ZM118 166L120 167V165L118 164ZM125 166V167H124ZM168 166V167H167ZM218 166H220V165H218ZM235 166H237V163H236V165H234V164H230V165H228L226 168H223V169H219V167H218V169H216L215 170V172H212V174H215L214 176H218L220 173H224L226 170H228L227 172H229L230 170V168H231V171H232V167H233V169L235 170L236 169V167ZM248 166V167H249ZM6 167V168H7ZM13 167V166H12ZM18 167V166H17ZM36 168H37V166H35ZM34 167V168H35ZM52 168H53V166H51ZM50 167V168H51ZM113 167H115V166H113ZM119 167H117V168H119ZM140 167H142L140 170H138L140 173H139V176H137L136 174L135 175H133L132 173H135V172H137V168H140ZM164 167H167V168H164ZM206 167H207V165H206ZM206 167H204L205 168V170H207V168ZM209 167V166H208ZM225 167V166H224ZM4 168H5V166H4ZM10 168V167H9ZM54 168L56 169V167L54 166ZM64 168V167H63ZM94 168L95 169H97V170H94ZM116 168V169H117ZM162 168H163V170H162ZM215 168V167H214ZM214 168H213V170H214ZM217 168V167H216ZM1 169H2V167H1ZM15 169V168H14ZM18 169V171L17 172H19V168H17ZM16 169V170H17ZM40 168H38V170H39ZM98 169H99V173H100V175L98 176V175H96V176H94L93 177V180L95 179V181H97V183L95 182V183H93V181L91 182L92 184L90 185V181L89 180H87V181H89V183H88V186L90 185V187L91 186H93V184H94V186H95V188H93L92 187V189H93V191L91 192V190L89 191V192H86V190L85 189H87L86 187L85 188H83L82 187V185L83 184H86L87 183V181L85 180V177L87 178V176H85L86 174H89L88 172H90L91 170H93V171H91L92 172V174L91 175H94V173H95V171L97 172V174H98ZM167 169H169V170H167ZM211 169V168H210ZM226 169V170H225ZM3 170V169H2ZM16 170H14V172L16 171ZM34 170V169H33ZM35 170H37V169H35ZM52 170H54V169H52ZM51 170V171H52ZM58 170V169H57ZM162 170V171H161ZM204 170V169H203ZM202 170V171H203ZM233 170V171H234ZM4 171H7V169H5ZM10 171V170H9ZM9 171H7L8 172V174H9ZM42 171V173H44ZM49 171V170H48ZM59 171H61L62 172V170H60V168H59ZM223 171V172H222ZM238 171V170H237ZM11 173L13 172V170H11L10 171ZM34 172V171H33ZM38 173H39V171H37ZM53 172V171H52ZM51 172V173H52ZM62 172V173H63ZM160 172V173H159ZM165 172V171H164ZM163 172V173H164ZM175 172V174H177ZM207 173H208V171H206ZM205 172V173H206ZM209 172H210V170H209ZM226 172V173H227ZM245 172V171H244ZM247 172H248V170H247ZM1 174H3V173H5V174H7L6 172H0ZM16 173V172H15ZM36 173V172H35ZM57 173H60V172H57ZM61 173V174H62ZM172 173V172H171ZM185 174H186V172H184ZM199 173V172H198ZM204 173V174H205ZM7 174V175H8ZM20 174V173H19ZM49 174V173H48ZM47 174V175H48ZM53 174V173H52ZM73 174V175H72ZM128 174V176L129 177H125L126 175ZM133 176H132V175ZM195 174V173H194ZM239 174H240V172H239ZM243 174V173H242ZM247 173H245V175H246ZM254 174V175H255ZM10 175V174H9ZM13 175H16V174H13ZM13 175H11L12 177H13ZM22 175V174H21ZM40 175V174H39ZM57 175V174H56ZM58 175H60V174H58ZM74 176V175H76L75 176V178L77 179V181H76V185L72 182L73 180L75 181L76 179H72V178H74V177H72V176ZM90 175V176H91ZM153 175H154V178L156 179H154L155 180V183L154 182H152V177H153ZM163 175V174H162ZM168 175V174H167ZM166 175V176H167ZM172 175H173V173H172ZM179 175H182V176H180L179 177ZM222 175V174H221ZM224 175V174H223ZM227 175V174H226ZM225 175V176H226ZM244 175V176H245ZM262 175H260V176H262ZM3 176V175H2ZM35 176H38V174H36ZM44 176H46V175H44ZM55 176V175H54ZM61 176V175H60ZM90 176H88L89 177V179H90ZM157 178H156V177ZM190 176H191V174H190ZM195 176V175H194ZM197 176V175H196ZM216 176V177H217ZM247 176V175H246ZM259 175H258V177H260ZM4 177V176H3ZM18 177V176H17ZM16 177V178H17ZM19 177H22V176H19ZM50 177V176H49ZM70 177V178H69ZM72 177V178H71ZM96 177V178H95ZM168 177V176H167ZM182 177V178H181ZM197 177H199V176H197ZM208 177V178H207ZM218 177H220V176H218ZM217 177V178H218ZM228 177H229V175H228ZM231 177V176H230ZM242 177V176H241ZM250 177V176H249ZM247 177L248 179V181L249 180H251V179H253L254 181H252L251 183L249 182V184H251L250 185V187L249 186H242V187H238V189H235V188H233V189H235V190H231V188H229L228 190L229 191H227V193H226V191H225V194L228 196V197H232V198H229V199H233V200H230V202H227V201H225V202H221L220 201V198L218 199V197H217V199L221 202H219V204H218V206H221L220 207V209H218L217 211H216V213H214L215 212V210L214 209H212L213 210V212H212V210L210 209L211 207H209V209H210V211H209V209L208 208H203V207H200L199 209L200 210H198V211H196V212H188L189 210H187V212L188 213H182L181 214V212H179V217H178V215H177V219H175V220H172V219H170V216H169V219H170V221H166L167 223L168 222H171L173 225H177V224H179V223H181V225L177 228V229H179L180 227L183 229V231H185L186 233H185V235H190L191 237L193 236V237H195L194 235H196L195 233H193L194 231H193V228L192 227H194L195 225H198V227L197 228H199L200 229V231H201V233L200 232H198V233H200V234H202V238L204 239V237H206V235H207V238H210L211 240L213 239V237H211V236H213L212 234H214V233H208V232H210V231H212V230H210V228H208L209 227V225H216V226H218V224H220V225H223V227L225 226L224 224H226V223H228L229 222V224H231L232 225V223H233V225H235L236 223H240V224H238V227L239 226H241L240 228L242 229V230H244V232L243 231H241V232H243L242 234H239L238 236H236L238 239H239V241H238V239H237V243L238 242H241V243H239V244H244V243H242V242H246V240L248 241V239L246 238V234L248 233H246L245 232V230H249V232L251 231V230H253V234L254 233H256V234H259V235H263L264 234V227H260V226H263L262 224H263V221H262V219H264V207H262V210L260 211V212H258L259 211V209H261L259 206H258V202L260 203V204H262L261 206H263L264 204L263 203H261L262 201L260 200V201H257V200H259V199H257L256 197H257V195H253L254 193H252V190H254L253 192H255V190H256V188L257 187H260V189L262 188L263 189V187H261L264 183V180H262V178L260 179V180H262V181H258L257 180V178L256 179H254V178H252V177H254V176H252V177ZM34 178V177H33ZM36 179H37V177H35ZM34 178V179H35ZM39 178V177H38ZM42 178H44V177H42ZM46 178V177H45ZM51 178V177H50ZM54 178V177H53ZM52 178V179H53ZM56 178V179H57ZM184 178H186L185 180H184ZM212 178V177H211ZM211 178H209L210 180H211ZM215 178V177H214ZM216 178V179H217ZM236 178H237V176H236ZM240 178V177H239ZM3 179V178H2ZM7 179V178H6ZM10 180H13V179H11V177L9 178ZM14 179H15V177H14ZM20 179V178H19ZM24 179V178H23ZM33 179V180H34ZM80 179V180H79ZM92 179V178H91ZM96 179H98V180H96ZM151 179V180H150ZM196 179V178H195ZM208 179V180H209ZM216 179H214V180H216ZM238 179V178H237ZM15 180H17V179H15ZM15 180H13L14 182H15ZM25 181H27L28 182V180L27 179H24ZM30 180V179H29ZM45 180V179H44ZM48 180V179H47ZM54 180L55 179H53V182H54ZM72 180V181H71ZM82 180H85L86 181V183H81V181ZM162 180H164V178L162 179ZM165 180H168V178H166ZM176 180V181H175ZM194 180V181H193ZM230 180V179H229ZM244 180V179H243ZM246 180V179H245ZM247 180H246V182H247ZM256 180V181H255ZM3 181V180H2ZM0 182V183H3V182ZM9 181V180H8ZM18 181V180H17ZM21 181V179L19 180V182ZM24 181V182H25ZM39 181V180H38ZM37 181V182H38ZM57 181V180H56ZM85 181H83V182H85ZM149 181H151L152 182V186H153V188L152 189H145L146 187L147 188H149L147 185L149 184L150 185V183H149ZM158 181H160V179H158ZM174 181V182H173ZM236 181H240V180H236ZM241 181H242V178H241ZM7 182V181H6ZM24 182H23V184H24ZM26 182V183H27ZM31 182V181H30ZM40 182V181H39ZM43 182V181H42ZM46 182V181H45ZM48 182V181H47ZM52 182V183H53ZM58 182V181H57ZM162 182V181H161ZM208 182V181H207ZM209 182H211V181H209ZM214 182H216V181H214ZM225 182V181H224ZM223 182V183H224ZM233 182V181H232ZM242 182H245V181H242ZM9 183H10V181H9ZM16 183V182H15ZM21 183H22V181H21ZM25 183V184H26ZM35 183H36V181H35ZM44 183V182H43ZM55 183V182H54ZM79 183L81 184V185H79ZM154 183V184H153ZM227 183V182H226ZM263 183V184H262ZM5 184V183H4ZM3 184V185H4ZM12 184V183H11ZM16 184H18V183H16ZM24 184V185H25ZM33 184V183H32ZM31 184V185H32ZM38 184V183H37ZM37 184H36V186H37ZM46 184V183H45ZM48 184V183H47ZM202 184V183H201ZM213 184V183H212ZM228 184V183H227ZM242 184V183H241ZM248 184V185H249ZM7 185H8V183H7ZM30 185V186H31ZM39 185V184H38ZM56 186L58 185V184H55ZM164 185H166V186H164ZM260 185V186H259ZM1 186V185H0ZM6 186V185H5ZM11 186V185H10ZM35 186V187H36ZM51 186H52V184H51ZM55 186V187H56ZM79 186H80V188L82 189H84V191L85 192H82V193H80V191H81V189H79ZM86 186H87V184H86ZM206 186V185H205ZM204 186V187H205ZM218 186V185H217ZM221 186V185H220ZM227 186V185H226ZM225 186V187H226ZM18 187V186H17ZM23 187V186H22ZM35 187L33 188V189H35ZM41 187H43V185H41ZM41 187H39V188H41ZM90 187L88 188V189H90ZM235 187V186H234ZM236 187H237V185H236ZM0 188H2V186L0 187ZM28 188V187H27ZM31 188H32V186H31ZM45 188V187H44ZM43 188V189H44ZM50 188L51 187H49L48 189L50 190ZM58 188H60V187H56L55 189L56 190H58ZM151 188V187H150ZM209 188V187H208ZM222 188V187H221ZM5 189V188H4ZM16 188H14V190H15ZM29 189H30V187H29ZM28 189V190H29ZM37 189H38V187H37ZM42 189V188H41ZM52 189V188H51ZM54 189V188H53ZM52 189V190H53ZM79 189V190H78ZM189 189H190V187H189ZM206 189V188H205ZM224 189V188H223ZM257 189H259V188H257ZM181 190H182V192H181ZM210 190V189H209ZM215 190H217V189H215ZM221 190V189H220ZM264 190V189H263ZM6 192H7V190H5ZM27 191V190H26ZM36 191V190H35ZM34 191V192H35ZM63 191V192H62ZM65 191H67V193H65ZM183 191L185 192V194H186V192H188L187 194V196L183 193ZM199 191V192H198ZM6 192H5V194H6ZM10 192V191H9ZM16 192H18V191H16ZM43 192H45L44 190H43ZM42 192V193H43ZM50 192L52 193L53 191H51L50 190ZM56 192V193H57ZM76 192H78V193H80V194H77ZM202 192H204V195H205V192H206V190L204 191H202ZM212 192V191H211ZM224 192V191H223ZM261 192H263L262 190H261ZM33 193V192H32ZM37 193V192H36ZM47 193H49V192H47ZM182 193V194H181ZM207 193V192H206ZM255 193H258L259 194V191H257V192H255ZM264 193V192H263ZM9 194V193H8ZM11 194V193H10ZM9 194V195H10ZM13 194V193H12ZM38 194V193H37ZM53 195H55L54 194V192L52 193ZM51 194V195H52ZM62 194V195H63ZM67 194V195H66ZM75 194H76V196L77 195H80L81 196V198H79L78 196H77V198H76V200L74 199L76 196H75ZM85 194V195H84ZM155 194H157V195H155ZM209 194V193H208ZM216 194V193H215ZM214 194V195H215ZM218 194V193H217ZM21 195H23V194H21ZM28 195H29V191H28ZM30 195H32V194H30ZM39 195V194H38ZM48 195V194H47ZM52 195V196H53ZM83 195V196H82ZM152 195H155V197H161L160 199H155V201H156V203H153V201H152V203L153 204H155L154 206H152V204H150V205H146L145 206V204L146 203H148V202H146L145 204H143L144 202H143V199L146 197V196H148V198L149 197H154V196H152ZM158 195H160V196H158ZM164 195V196H163ZM184 195V196H183ZM225 195V196H226ZM252 195V196H251ZM260 195H262V194H260ZM17 196V195H16ZM27 196V195H26ZM176 196V197H175ZM181 196H183V197H181ZM250 196V197H249ZM253 196H255V198L256 199H254L253 198ZM12 197V196H11ZM14 197V196H13ZM12 197V198H13ZM24 197V196H23ZM28 197V196H27ZM30 197V196H29ZM39 197V196H38ZM37 197V198H38ZM170 197H172V198H170ZM174 197V198H173ZM206 197H208V196H205V198ZM209 197H211V196H209ZM214 197V196H213ZM240 197V198H239ZM252 197V198H251ZM18 198V197H17ZM24 198H26V197H24ZM23 198V199H24ZM34 198V197H33ZM32 198V199H33ZM79 198V199H78ZM147 198V199H148ZM175 198H178L177 200H179L178 202H175V201H177V200H175ZM180 198V199H179ZM199 198H200V196H199ZM205 198H203V199H205ZM215 198H216V196H215ZM239 198V199H238ZM1 199V198H0ZM7 199V198H6ZM5 199V200H6ZM46 199V198H45ZM47 199H48V197H47ZM53 199V198H52ZM51 199V201H52V203H53V200ZM57 199V198H56ZM68 201H66V200ZM153 200H154V198H152ZM173 199V200H172ZM201 199V198H200ZM208 199V198H207ZM212 199V198H211ZM223 200H224V198H222ZM263 199V198H262ZM16 200V199H15ZM19 200V198L17 199V201ZM26 200V199H25ZM25 200H23L24 202H25ZM37 200V199H36ZM41 200V201H40ZM44 200V199H43ZM145 200V199H144ZM149 200H150V198H149ZM149 200H147V201H149ZM158 200V201H157ZM175 200V201H174ZM206 200V199H205ZM226 200H228V198L226 199ZM264 200V199H263ZM1 201V200H0ZM7 201H8V199H7ZM20 201H21V199H20ZM20 201H18V202H20ZM28 201H29V199H28ZM56 201V200H55ZM57 201H59V200H57ZM73 201V202H72ZM201 201V200H200ZM208 201V200H207ZM210 201V200H209ZM217 201V200H216ZM12 202V201H11ZM16 202V201H15ZM17 202V203H18ZM23 202V203H24ZM30 202V201H29ZM38 202V201H37ZM39 202H42L43 203V201H42V199H39ZM44 202H46V200H44ZM66 202L68 203V204H71L72 206L69 208V210H68V206L69 205H65L66 204ZM72 202V203H71ZM211 202V205H212V200L210 201ZM215 201H213V204H214V208L216 209V207L218 208V206H215V203H214ZM227 202V203H226ZM32 203V202H31ZM59 203V202H58ZM108 203V204H107ZM195 203H197V202H194V204ZM203 203V202H202ZM204 203H205V201H204ZM209 203V202H208ZM207 203V204H208ZM222 203H224V204H222ZM12 203H10V205H11ZM15 205H16V203H14ZM32 204H34V203H32ZM31 204V205H32ZM57 204V203H56ZM64 205V207L65 208H67V209H65L64 207H63V205ZM110 204V205H109ZM188 204H186V205H188ZM210 204V203H209ZM1 205H2V203H1ZM13 205V204H12ZM12 205H11V209H12ZM24 205V207H25V203L23 204ZM23 205H22V208H23ZM30 205V206H31ZM47 205H49L48 203H47ZM191 205V204H190ZM192 205H193V203H192ZM191 205V206H192ZM199 205V204H198ZM14 206V205H13ZM19 206H21V205H19ZM26 206H28V204H26ZM30 206H29V208H30ZM39 206V205H38ZM51 206H52V204H51ZM54 206V205H53ZM157 206V207H156ZM184 206V205H183ZM190 206V207H191ZM201 206V205H200ZM202 206H203V204H202ZM208 206V205H207ZM206 206V207H207ZM1 207V206H0ZM64 209H63V208ZM156 207V208H155ZM186 206H184L183 207V209L185 208ZM204 207H205V205H204ZM2 208V207H1ZM15 208H16V206H15ZM41 208V207H40ZM196 208V207H195ZM24 209V208H23ZM23 209H22V212H23ZM35 209V208H34ZM34 209H32V210H34ZM158 209H159V211H158ZM183 209H180V210H183ZM191 209V208H190ZM2 210V209H1ZM19 210H21V208H19ZM46 210V209H45ZM194 210V209H193ZM197 210V209H196ZM221 210L222 211H226V212H222V213H224V214H222V213H220L221 212ZM6 211H7V209H6ZM17 211V210H16ZM35 211H36V209H35ZM47 211V210H46ZM178 211H179V209H178ZM1 212V211H0ZM4 212V211H3ZM11 212L12 211H10V214H11ZM18 212V211H17ZM26 212H27V208H26ZM41 212H43V210H41ZM45 212V211H44ZM183 212H185V211H183ZM14 213V212H13ZM30 213H31V211H30ZM30 213H28L29 214V216H30ZM54 213H51V214H54ZM170 213V214H171ZM178 213V212H177ZM5 214V213H4ZM23 214V213H22ZM21 214V215H22ZM40 214V213H39ZM42 214V213H41ZM40 214V215H41ZM44 214V213H43ZM130 214H132V217H131V215ZM161 215H162V213H160ZM175 214V213H174ZM1 215V214H0ZM7 215H9L8 214V212H7ZM12 215V214H11ZM14 215V214H13ZM12 215V216H13ZM23 215H25V214H23ZM22 215V216H23ZM130 217H129V216ZM134 215V216H133ZM2 216H3V214H2ZM12 216H10V217H12ZM26 216V215H25ZM28 216V215H27ZM158 216V215H157ZM166 215H164V216H162V218L163 217H165ZM167 216H168V214H167ZM33 217V219H34V216H32ZM42 217V218H43ZM48 217V218H47ZM142 217V218H141ZM156 217V216H155ZM172 217V216H171ZM2 218V217H1ZM6 218V217H5ZM13 218V217H12ZM18 218V217H17ZM23 218H25V217H23ZM22 218V219H23ZM28 218V217H27ZM159 218H161V216L159 217ZM159 218H157V219H159ZM173 218V217H172ZM262 218V219H261ZM7 219V218H6ZM11 219V218H10ZM31 219V218H30ZM39 219H41V218H39ZM39 219H35V220H39ZM149 219H151V221H152V223H153V221H156L157 219L155 218V219H153L152 220V217L150 218L149 217ZM166 219V218H165ZM167 219H168V217H167ZM258 219H261V223H260V220H258ZM1 220V219H0ZM4 220V219H3ZM24 220V219H23ZM32 220V219H31ZM44 220V221H43ZM164 220V219H163ZM172 220V221H171ZM9 221V220H8ZM16 221V220H15ZM21 221V220H20ZM140 221H143V222H141V223H138V222H140ZM147 222H149V220H146ZM151 221H150V223H151ZM158 221V220H157ZM160 224H162L163 223V221L160 219ZM165 221V220H164ZM252 221H254V222H257V223H259L260 225H253L251 222ZM259 221V222H258ZM1 222V221H0ZM3 222V221H2ZM5 222V221H4ZM10 222V221H9ZM13 222V221H12ZM11 222V223H12ZM28 222V221H27ZM31 222V221H30ZM33 222V221H32ZM31 222V224H33ZM205 222V223H204ZM232 222V223H231ZM234 222H236V223H234ZM248 222H250L252 225L251 226H254V227H251V226H248ZM18 223V222H17ZM16 223V225H18ZM36 223H38V222H36ZM145 224H146V226H149V227H145L146 229L148 228V229H150V227L152 226H154V225H151V224H147L146 222H144ZM166 223V224H167ZM176 223V224H175ZM201 224V226L199 225V224ZM203 223L205 224V225H203ZM245 223H248V224H245ZM13 224V223H12ZM15 224V223H14ZM153 224H155V223H153ZM157 224L158 223H156V226H157ZM165 224V226H168L169 228H170V226L172 225V224H170V223H168L167 225ZM195 224V225H194ZM256 224V223H255ZM0 225H2V223H0ZM6 225H7V223L5 224V226L4 227H6ZM22 225V224H21ZM25 225L26 224H24V227H25ZM144 225V224H143ZM143 225H142V227H143ZM163 225V224H162ZM190 225H192L191 226V228H190ZM11 226V225H10ZM29 226V225H28ZM139 226H137V227H139ZM145 226V225H144ZM156 226L154 227V230H155V228H156ZM210 226V227H211ZM229 225H227L226 227H228ZM236 226V225H235ZM3 227V226H2ZM3 227V228H4ZM14 227V226H13ZM19 227V226H18ZM23 227V226H22ZM23 227V228H24ZM27 227V226H26ZM142 227L140 228L141 229V231L143 230L142 229ZM152 227H151V229H152ZM158 227V226H157ZM160 227V226H159ZM159 227L158 228H156V229H159ZM190 229H189V228ZM196 227H195V229H196ZM214 227V226H213ZM222 227V226H221ZM229 227H232V228H234V226H229ZM228 227V228H229ZM237 226L235 227V228H237V229H239ZM1 228V227H0ZM2 228V229H3ZM12 228V227H11ZM23 228H21L22 230H23ZM164 228V227H163ZM176 227H173V230L175 229ZM188 228V229H187ZM219 228H220V226H219ZM225 228V227H224ZM227 228V230H232V229H228ZM1 229V230H2ZM16 229V228H15ZM26 229V228H25ZM136 229V228H135ZM160 229H161V227H160ZM176 229V230H177ZM209 229V230H208ZM217 229V228H216ZM17 230V229H16ZM19 230V229H18ZM21 230V233L22 232H24V231H22ZM136 230H138V229H136ZM166 230V229H165ZM176 230H174L175 232H173V233H176ZM192 230V231H191ZM207 230H208V232H207ZM214 230V232H216L217 230H215V229H213ZM221 230V229H220ZM223 230V229H222ZM222 230H221V232H222ZM225 230H226V228H225ZM240 230V229H239ZM8 231V230H7ZM10 231V230H9ZM132 231H134V230H132ZM148 231V230H147ZM146 231V232H147ZM162 231H163V229H162ZM167 231V233H170V232H168V229L166 230ZM169 231H170V229H169ZM183 231H181V232H183ZM198 231V230H197ZM232 231H234V230H232ZM3 232V231H2ZM5 232H6V230H5ZM136 232V234H139L137 231H135ZM134 232V233H135ZM139 232H140V230H139ZM146 232H145V234H146ZM213 232V231H212ZM217 232H219V231H217ZM238 232V231H237ZM240 231H239V233H241ZM1 233V232H0ZM8 233V232H7ZM14 233V232H13ZM18 233H20V231L18 232ZM130 235H129V234ZM141 233V232H140ZM147 233H149L150 234V232H147ZM153 233V232H152ZM160 233H162V232H160ZM172 233V234H173ZM178 233V232H177ZM179 233H180V231H179ZM194 234V235H191V234ZM205 233H207L206 235H205ZM16 234V233H15ZM144 234V235H145ZM158 234V233H157ZM163 234V233H162ZM164 234H166V233H164ZM199 234V235H200ZM218 234V233H217ZM224 235V236H226L225 235V233H220V235ZM229 234H231V236H232V234H233V232H228V235ZM236 234V232H234V235ZM251 234V233H250ZM255 234V237H257V235ZM6 236H8L7 234H5ZM14 235V234H13ZM18 235V234H17ZM127 235H128V237H127ZM135 235V234H134ZM152 235V234H151ZM161 235V234H160ZM160 235H157L158 237H161ZM180 236L182 235V234H179ZM184 235V234H183ZM198 235V236H199ZM205 235V236H204ZM215 235V234H214ZM222 235H221V237H222ZM237 235V234H236ZM252 235V234H251ZM250 235V236H251ZM3 236V235H2ZM6 236H5V238H6ZM117 236V237H116ZM141 236V235H140ZM147 236H149V235H147ZM167 236V235H166ZM174 236L175 235H171V237H173L172 239H171V237H170V235H169V237H170V239L171 240H173V241H175L174 243V247H178V245L180 246L181 244L180 243H176L177 242V240L179 241V239H181V238H179L178 237V239H174ZM177 236H178V234H177ZM190 236H188V239H192ZM197 236V235H196ZM215 236H218V235H215ZM224 236H223V238H224ZM231 236H230V238H231ZM13 237V236H12ZM137 237V236H136ZM150 237V236H149ZM154 237H155V234H154ZM176 237V236H175ZM183 237V236H182ZM201 237V236H200ZM240 237V238H239ZM247 237H249V235L247 236ZM264 237V236H263ZM262 237V238H263ZM3 239H5L4 237H2ZM14 238V237H13ZM144 238H145V236H144ZM163 238H166L165 237V235L163 236ZM184 238V237H183ZM196 238V237H195ZM198 238V237H197ZM206 238V239H207ZM220 238V237H219ZM242 238H245V239H242ZM259 238V237H258ZM258 238H253V240L254 239H258ZM261 238V237H260ZM2 239V240H3ZM17 239L20 241L21 239H19V237H17ZM139 239V238H138ZM148 239V238H147ZM161 239H162V237H161ZM185 239V238H184ZM188 239H187V242H188ZM194 239V238H193ZM210 239H209V241H210ZM226 239H228L229 241H230V239L229 238H226ZM232 239V242H234L235 241V243H236V239L235 240H233L234 238H231ZM240 239H242L241 241H240ZM0 240H1V238H0ZM2 240H1V242H2ZM12 240L13 241H15L14 239H11V242H12ZM17 240V241H18ZM141 240V239H140ZM146 240V239H145ZM166 240V239H165ZM171 240L169 241V243L171 242ZM199 239H195V240H192V241H189V246H188V248H185L186 249V251L187 252H185L184 253V251L183 250H185L184 248L182 249V248H180L182 251H183V257L184 256H188V254H186V253H189V256H195L197 259H199V261H200V259H202V260H205L206 259V261L208 260V258L210 259V261L211 260H213L215 263L217 262L218 264L219 263H221V264H259L258 262H260V261H262V260H260V259H262L263 258V261H264V254H262V252H264V250H263V248L264 247H262V249H261V251L259 250L258 252H256L257 251V249L259 248L258 246V248L256 249L255 247H253L254 249H256V250H254V252H252V251H250L251 249H247L248 251H250L251 253L249 254V252H247V250L245 249V248H242L243 250H244V252H243V250L241 251V249L239 250V246H241V245H239L238 246V244H236L237 246H238V248H234V247H231V248H228V246L227 247H225V246H223V243L222 244H220V245H218V246H215L214 247V245H212V246H210V243L211 242H208V239L206 240V242H208L209 244H203V243H198V242H196V241H198ZM218 240V239H217ZM217 240H216V238H215V242L214 243H216L217 242ZM224 240V239H223ZM223 240H221L222 242H223ZM243 240H245V241H243ZM250 240H252V239H250ZM260 240V239H259ZM259 240H258V242H259ZM5 241H6V239H5ZM7 241H9V239L7 240ZM137 241H139V240H137ZM142 241V240H141ZM153 241V237H152V240H151V243H153L152 242ZM159 241V238H158V240L156 239V242H158ZM161 241V240H160ZM159 241V242H160ZM168 241V240H167ZM166 241V242H167ZM181 242L183 241V240H180ZM185 242H186V240H184ZM200 241V240H199ZM201 241H203V240H201ZM221 241H219V242H221ZM255 241V240H254ZM254 241H252L253 242V244L255 243ZM261 241H262V239H261ZM260 241V245H261V243H263V241L261 242ZM1 242H0V244H1ZM10 242V243H11ZM134 242V241H133ZM186 242V243H187ZM190 242H193V243H190ZM218 242V243H219ZM251 242V241H250ZM250 242H249V244H250ZM4 243V242H3ZM20 243V244H21ZM141 244H142V242H140ZM163 243V242H162ZM172 243V242H171ZM213 243V244H214ZM224 243H225V241H224ZM229 243V242H228ZM227 243V244H228ZM7 243H5V245H6ZM13 244H15V243H13ZM160 244H161V242H160ZM167 244V243H166ZM183 245H184V243H182ZM226 244V243H225ZM229 244H231V241H230V243ZM228 244V245H229ZM248 244V243H247ZM252 244V245H253ZM5 245H3V246H5ZM12 245V244H11ZM22 245V244H21ZM145 245H148V246H145ZM153 245H155V243H153ZM255 245V244H254ZM256 245H258V244H256ZM255 245V246H256ZM2 246V245H1ZM7 246V245H6ZM16 246V245H15ZM137 246H138V249H137ZM142 246H143V244H142ZM155 246H157V245H155ZM160 246V245H159ZM158 246V247H159ZM164 246H166V245H164ZM230 246H235V245H233V244H231ZM236 246V247H237ZM248 246V245H247ZM246 246V247H247ZM18 247H20V245L18 246ZM157 247V248H158ZM167 247V246H166ZM169 247V246H168ZM170 247L173 249V247H172V245H170ZM163 248V250L162 249H158L159 251H161V252H159V254H166L167 255V252L169 253V252H171L170 254H169V256L172 254V255H176V252H175V254L173 253L174 251H172V249L171 248ZM176 247V248H177ZM242 247H244V245L242 246ZM261 247V246H260ZM2 248V247H1ZM1 248H0V250H1ZM6 248V247H5ZM10 247H8V249H9ZM15 248V247H14ZM16 248H17V246H16ZM139 248H141L140 250H139ZM145 248L147 249L146 250V252H144L143 251V249L145 250ZM157 248H156V251L158 252V250H157ZM241 248V247H240ZM252 248V247H251ZM24 250H27V248H23ZM165 249V250H164ZM179 249V248H178ZM190 250V252L188 251V250ZM10 250V249H9ZM11 250H12V248H11ZM10 250V251H11ZM149 250V251H148ZM173 250H175V248L173 249ZM253 250V249H252ZM2 251H4V250H2ZM116 251V250H115ZM140 251H142V253L140 252ZM17 252H19V250L17 251ZM116 252H118V251H116ZM140 252V253H139ZM147 252H148V254H147ZM179 252H180V250H179ZM16 253V254H15ZM155 253V252H154ZM245 253H246V255H245ZM248 253V254H247ZM123 254V253H122ZM138 254H140V255H138ZM142 254V255H141ZM177 254H178V251H177ZM180 254H181V252H180ZM191 254V255H190ZM251 254H254V257H255V255H259V254H261V255H263V257L261 258V257H258V258H256V259H259L258 260V262H256L257 260L256 259H254V257L253 256H251ZM112 255V256H111ZM145 255V256H146ZM157 255V254H156ZM165 255V256H166ZM171 255V256H172ZM154 256V254L152 255V257ZM160 256V255H159ZM158 256V257H159ZM182 256V255H181ZM186 256V257H187ZM189 256H188V259H190L189 258ZM256 256V257H257ZM90 257L92 258V259H90ZM121 257H123V255L121 256ZM137 257H136V259H137ZM147 257V256H146ZM158 257H157V259H158ZM163 257H164V255H163ZM174 257H176V256H174ZM195 257H192L191 258V260L192 259H194ZM115 258H116V256H115ZM121 259L120 257H117L116 259ZM126 258V257H125ZM124 258V259H125ZM142 258H144V257H142ZM148 258V257H147ZM151 258V257H150ZM169 258V257H168ZM179 258V257H178ZM115 259V260H116ZM141 259V258H140ZM140 259H138V261L140 260ZM160 259H161V256H160ZM180 259V258H179ZM182 259H186L187 261H188V259L187 258H182ZM197 259H196V261H197ZM127 260H129L128 258H127ZM164 260V259H163ZM171 260H172V258H171ZM191 260L190 261H188V262H191ZM252 260H256L255 261V263L254 262H252ZM120 261V260H119ZM118 261V262H119ZM123 261V260H122ZM136 262H137V260H135ZM145 261H147V260H145ZM150 261V260H149ZM173 261H174V259H173ZM173 261H172V263H173ZM177 261V260H176ZM209 261V262H210ZM262 261V262H263ZM117 262V261H116ZM128 262V261H127ZM140 262V261H139ZM141 262H143L142 261V259H141ZM152 262H153V260H152ZM155 262V261H154ZM158 262H160V261H158ZM186 262V261H185ZM193 262V261H192ZM192 262H191V264H192ZM203 262V261H202ZM208 262V263H209ZM260 263V264H264V263ZM126 263V262H125ZM124 263V264H125ZM131 263H133L134 264V262L132 261ZM138 263V262H137ZM144 263V262H143ZM142 263V264H143ZM147 263V262H146ZM150 263V262H149ZM148 263V264H149ZM170 263V260H169V262H168V264ZM177 263V262H176ZM194 263V262H193ZM197 263V262H196ZM114 264H116L115 262H114ZM130 264V263H129ZM136 264V263H135ZM141 264V263H140ZM166 264V263H165ZM174 264V263H173ZM181 264V263H180ZM203 264H206V262H204ZM210 264V263H209Z\"/></svg>","mask_w":264,"mask_h":264},{"label":"rangeland","instance_id":"2","mask_svg":"<svg viewBox=\"0 0 264 264\" xmlns=\"http://www.w3.org/2000/svg\"><path fill=\"white\" fill-rule=\"evenodd\" d=\"M151 1H154V0H142V3L144 4V5H140V6H144L141 10H142V12H144V13H142V12H140V13H142V14H136L137 15V17L133 20H130V21H127L128 22V24H127V22H123V20L124 19H122V18H120V17H118V18H120L121 19V21H122V23L123 24H121L120 22V19L118 20V18H117V16H116V18L114 19V17L115 16H113V17H102V19L101 18H98L99 16H97L96 17V20H99V19H101L102 21L105 19V18H107V20L108 21H106V22H109V23H106V22H102V24L104 25V26H107L108 25V29H109V27H110V25H111V30H113L114 28H112V27H116L117 26V24L118 25H124L123 26V28H124V31H123V33L122 32H117L116 34L114 33V37H113V42H114V44H117V45H119L120 43H122L123 41L122 40H124L125 38H124V36L126 35V36H128V37H133L135 40H137V41H139V43L141 42L140 41V39L142 38H144L143 39V41L144 40H146L145 38H146V36L144 37V36H139L138 35V37L140 38H138L137 37V35H136V37H135V35L134 36H132V34H137V32L139 31V32H143V30H142V27H143V25L146 23V22H148V20L149 21H151V20H153V19H155V18H158V14H162V10L164 9H162V8H153L154 6L152 5H150V3H151ZM168 0H165V1H163V0H160V2L158 1V0H156V1H154V2H152V3H156V2H159V3H166ZM224 3V5L222 4L220 7H214L213 9H209V8H207L206 10H204V9H199V12H198V14H193V13H188V9L186 10L185 9V7H181V8H178L177 10H175L174 12H172L171 13V22H170V24L171 25H174V28H171L170 27V30L171 31H169V29H165V30H167V32L169 31V33L171 32H173L171 35L173 36V39H174V41L176 40V42H175V46H174V44H172L174 41H172V36L171 35H169L170 36V38H169V36H165V38H164V40L167 42V40L169 41V39L171 40L170 41V43L171 44H168V42H167V46H164V47H166L165 49H166V51H167V49H168V47H170V49H168V51L170 50L171 52H167L168 54H166V52L165 53H163V52H160V54H159V52H158V54H155L156 53V51L158 50L157 49V47L156 46H151V47H149V48H151V49H153L154 47L156 48V50L155 49H153V51L151 50V49H149L148 50V52L151 54V51H152V53L154 54V55H156V56H160V58L162 59L161 61H163V63L161 62V64L158 66V67H153L152 69H153V71H151L149 68H146L147 70H149V71H147V70H142L141 69V71L140 70H137V71H140V72H138V73H136V76H137V78H136V76H134L135 78H133L134 80H133V86H132V89H131V87L129 88V89H131V90H129L128 92H130V94L133 92V90L134 91H136V92H133L132 94H131V96H130V98H132L131 100H126V99H128L129 98V94L127 95V93H126V95H127V97H126V99H125V97H123V96H126V95H124V94H122V92H121V95H120V93H119V95H118V98L116 99V103L117 104H115V102H114V106L113 105H107V104H105V106H104V102H103V100H102V103L100 102V99H98V100H96L97 98H96V95H97V90H95V92H94V90L93 89H96V88H94V86H91L92 87V89L91 88H89L90 87V85H89V87H88V91L87 90H85V88H83V90H82V88L80 89V88H77L78 90L80 89V92L77 90L76 91V87L74 88V87H72V86H74V85H72L71 87H72V89L74 88V92L75 93H73V91H72V93H70V95H72V96H70L69 95V90H65V92H67L66 94H64L65 95V98L67 97L66 95H69L70 97H68V98H70V100H75V101H78V104H79V101H80V104L78 105L75 101V103L74 102H71V105H69L70 107L69 108H77V113L78 114H76V117H74V121H72V119L70 120L71 121V123H72V125H73V127L74 126H76V128H80V130L82 131V128H84L85 126V128L84 129H88L89 127V129H88V131H87V133H91L90 135L89 134H87L86 132H84V131H79V133L76 135V134H74L73 135V138H67V137H69V135L68 136H66V138H67V140L64 138L65 136H63L62 134H60L57 130H56V134H52V142H54V140H57V141H55L56 143L58 142V141H61V139H63L64 138V140H63V142H67V143H69L70 142V145H71V147H72V151L73 152H71L73 155H75V156H77L76 154L78 153V155H80V153H81V155L83 156V152H84V154L85 153H87L88 155H89V153H91L93 150H95V151H97L96 150V148H97V144L99 143V138H100V142L102 143V140H103V142H107L108 141V139L107 138H109L110 136H112L114 133H116V135L118 134V136H116V139H119L118 141H120V140H123V141H121V142H119V143H117L118 141H116V143L118 144L117 146H122V144L125 142V140H127L123 145H128V146H131V144H132V142H133V138H134V136L136 135V133L139 131V130H136V132L133 130V131H130V126H132L131 128L132 129H134V127L135 128H137L136 126L138 125V128L140 129L141 127L142 128H144L145 126H147V131L148 132H151L150 134H149V136L151 137L152 135H154L153 136V138L155 139V143L152 141V139H151V141L154 143V144H152V145H155V146H153L155 149H154V152H153V148L151 149V151L149 150V152H146V153H148V154H144V156H142V155H140L141 157H145L144 159L146 160V162H147V160H148V162L147 163H151V160L153 161L154 159L156 160V157L158 158L159 156H156L157 154H159L160 152V154L159 155H161V156H164V155H167V157L169 158V159H171V160H174L175 158H177L179 155V153H183L184 152V150L185 149H188V150H186L185 152H186V155H188V157H190V155L192 154L193 156H192V158H197V152H199V154H198V157L199 156H201V157H199V158H197V159H195V162H196V164H198V165H204V163H205V166H202L203 168H202V170L200 171V170H192V172L190 171L189 173L191 174V176H190V174H188V170L187 171H179V173H178V171L176 172V171H168V172H166V169L163 171V172H161L162 174H158V175H156V176H162L163 178H164V180H162L161 178H157L156 176V178H157V180L154 178V175H153V177H152V182H154L155 183V180L157 181L155 184H154V187H157V183L159 184V182H160V184H164V182L167 184V185H170L171 183L169 182L170 180V176H171V180H172V176L174 177V176H176V175H178V174H184V176H182V175H179V177L180 176H182V177H187V175L189 176V178L188 179H193L194 178V180L195 181H198V180H201L204 176H205V178H206V176L208 175V174H210L211 173V175L212 176H208L209 178H211V180L209 179H207V180H203V181H205V183H203V182H200L199 181V183L196 185V183H195V185L193 184V185H190L189 187H190V189H189V187H186L187 189H183L184 191H186V190H190V191H188L189 192V194H190V192L192 193V192H194V190L193 191H191V189L193 188V187H195L194 189H195V191L197 190V189H202V187H203V189L202 190H199L200 191V193L202 194V196H204V197H201V195H199L198 194V196H196L198 199L197 200H195V201H193V202H191V203H187V202H185L186 204H188V205H186V204H184V203H182V205L180 204V207L178 206V209H179V211H178V209L176 208V210L177 211H173L174 213H173V215H172V213L170 214L169 212H162L161 210H160V213H162V215L159 213V212H155V213H158L157 215L156 214H154V216H144L143 214H142V216L144 217V218H142L143 219V221L144 222H146L147 224L149 223V224H151V225H154L153 227H152V229H151V227H150V229H146L145 227H149V226H146V224L143 222V221H140V222H138V223H141V222H143V224L145 225H143L142 223H141V226H139L137 223L135 224V225H133L132 227L134 228V226H135V228L136 229H138V230H136L135 228L134 229H130L129 231H131V233H133V234H129L130 236H129V238L128 239H131V240H126V241H131L130 243H131V247H135L136 245L135 244H137L138 243V246H139V244L141 245V247L143 248L144 247V244H146V242H148L149 243V245L150 244H152L150 247H151V249H152V247L154 248V250H152V255L154 254V256L152 257V255H149L150 254V251H149V254H148V252H147V254L148 255H146V253H144V256H142V257H144V258H142L141 256H140V258L142 259V261L144 262H141V259L139 258V256L137 257V256H135V260H137V262L135 261V260H133L134 259V257H133V254H131L130 252V250L128 249L127 251L128 252H126L125 251V255H124V251L122 250H120V252H119V250H117V249H113L112 251H111V253L114 251L115 252V254H114V252L112 253V258H110V259H113L114 258V261H113V263L111 262V264H114V262L116 263V264H124L125 262V264H133V263H131L132 261L134 262V264L136 263V264H148L149 262V264H168V262H169V260H170V263L169 264H191V262H192V264H203L204 262H206V264H218L217 262L215 263L213 260H211L210 261V259L208 258V260L206 261V259L205 260H202V259H200V261H199V259H197L195 256H192L191 254V256L192 257H195L194 259H192L191 260V256H189V253H186V254H188V256H189V258L190 259H188V256L186 257V256H184L183 257V251H184V253L185 252H187L186 251V249L185 248H188V246H189V241H192V240H195V239H199L198 241H196V242H198V243H203V244H209L208 242H211L210 243V246H212V245H214V247L215 246H218V245H220V244H222L223 243V246H225V247H227L228 246V248H231V247H234V248H238V246L239 245H241V246H239V250L241 249V251L243 250L242 248H245L246 250L248 249H251L250 251H252V252H254V250H256L258 247V249H257V251L256 252H258L259 250L261 251V249H262V247H264V234L261 236V235H259V234H256V233H252L253 232V230H251L250 232H249V230L247 231V230H245V232L247 233L245 236H246V238L248 239V241L245 239V238H242V239H245L246 240V242H242V243H244V244H239V243H241V242H238L237 243V237L236 236H238L239 234H242L243 232H244V230H242L240 227L241 226H239L238 227V224H240V223H236V222H234V223H236L235 225L240 229H237V228H235L236 226L235 225H233V223H232V225L231 224H229V222L228 223H226V224H224L225 226V228H226V230H225V228L223 227V225H220V224H218V226H216V225H209V227L208 228H210V230H212V231H210V232H208V230H207V232L208 233H214L215 235H218V236H215L214 234H212L213 236H211V237H213V239L211 240L210 238H207V233H205V235H206V237H204V239L202 238V234H200L201 233V231H200V229L199 228H197L198 227V225H195L194 227H192L193 228V233H195L196 235H194L193 233L191 234V235H194L195 237H191L190 235H188V236H190L192 239L190 240V239H188V236L187 235H185V231H183V229L180 227L179 229H177L180 225H181V223H179V224H177V225H173L171 222H168V223H170V224H172L171 226H170V228L168 227V226H165V224L167 223L166 221H170V219H172V220H175V219H177L178 217H179V212H181V214L183 213H188V212H196V211H198V210H200L199 208L200 207H203V208H208L209 209V207H211L210 209L212 210V209H214L215 210V212L214 213H216V211L218 210V209H220V207L221 206H218V204H219V202L221 201H223V202H225V201H227V202H230V200H233V199H229V198H232V197H228L226 194H225V191H226V193H227V191H229L230 189L229 188H231V190L233 189V188H235V189H238V187L240 188V187H242L245 183V185L244 186H249L250 187V185L251 184H249V182L251 183L252 181H254L253 179H251L250 177H252V176H254V177H252V178H254V179H256L257 178V180L260 182V181H262V180H264L263 179V173L261 174L260 172L258 173L257 172V174H255L254 172H252V171H250L251 169H250V167L252 166L251 164H253L254 162H262V161H264V149H258V147L256 146V145H253L252 146V148H249L250 150L252 149V151L251 152H248V155H249V157H251V159L249 158H247L248 159V161L250 162H243L244 160H243V157H242V155L240 154V156L237 154V153H235L234 154V156H233V153L231 154L229 151H230V149L232 148L231 146H233L234 147V142L232 143V141L231 142H229L230 140H231V137H230V135H229V132H230V127L231 126H228L230 123L229 122H233L232 121V119H234L235 117H237V118H235L234 120V123L236 122V120L239 118L238 116L240 115H242V112H243V114L246 112H249V111H251V110H253L254 109V106L256 107V105L258 104V102L260 101V98H264V92H261V90H259V89H262L263 90V84H264V62H263V60H264V53L262 54V52H258V53H255L256 55H257V57L259 56V59H257V61L256 62H253V63H256V64H251V66L253 67V70H252V67H251V70H250V72L247 70L246 72H244L245 74L243 75V73L242 72H240L241 71V68H240V66L239 67H236V69L237 70H235V71H233V72H231V74H233V78L234 79H236V80H234L232 77H231V75L229 74V75H227V76H223V77H221V79L222 78H224V82L223 83H220V85L222 84V86H216V85H213L212 86V79H211V76L209 77L208 75L210 74V75H212L209 71H207V70H204V71H206V72H204V71H202V73L204 72V73H206L205 75H204V73L202 74V76H201V78H200V76H198L199 77V79H197V77H192L191 78V83H190V81H187V82H189L188 84H190V85H194L195 84V87L193 88L192 87V90H190V91H188L187 89H184V92L182 91V89L181 90H179V91H181V92H179L178 91V89H179V87H181V85H182V87L184 88L185 86H183V85H186V83H184L185 81H183L184 80V78H181V77H183L185 74L183 73V71L184 72H186L185 70H187L188 68H189V64L190 63H188L189 61L191 62V59H193L192 57H191V55H189L191 58L189 59V61H187V58H185V60H184V57L186 56V49H187V47L190 45L191 46V44H192V46H194V44H197V45H199V43H201L202 44V42L205 40V42L207 41V42H210L211 41V39H209L210 37H212L213 35V32H214V34H215V32L216 31H218L217 30V25H215L216 23L214 22V20L216 19L215 18V16L217 17V16H219V15H222L224 12L226 13V12H228V11H230L232 14H234L235 16H236V18L239 20V21H241V22H243V24H246L247 23V25H243V27L245 28V30H248L249 31V33L251 34H248V32L246 31V33L250 36V37H252L251 39V42L253 43H251L250 45H251V47L249 46V45H245L244 43H242V45L241 46H243V45H245V48H247L246 50H245V48L243 49V52H245V51H247L249 48L251 49L252 48V46L254 45H256V44H258V45H261L262 46V44L264 45V13H256V14H254V15H250L251 13H249L248 12V10H244V8L243 7H245V6H251V5H257V4H264V0H251V1H248L247 2V0H230V1H228L227 0V2L226 1H223ZM230 2H231V4H230ZM233 2V3H232ZM237 2V3H236ZM149 3V4H148ZM226 3H227V5H226ZM237 5H236V4ZM233 4V5H232ZM149 6V7H146V6ZM229 5V6H228ZM241 5V6H240ZM151 6V7H150ZM224 6V7H223ZM44 7V6H43ZM229 7H231V9L229 8ZM147 10H146V9ZM146 11H145V10ZM182 9V10H181ZM184 9V10H183ZM209 9V10H208ZM44 10H47V8H46V6H45V9ZM159 10V11H158ZM161 10V11H160ZM208 10V11H207ZM227 10V11H226ZM80 11V12H79ZM216 11V12H215ZM239 11V12H238ZM244 11H246V12H244ZM148 12V13H147ZM158 12V13H157ZM209 12V13H208ZM76 13L77 14H74V12H73V14H72V16H74V18H72V16L71 17H62L63 19H61V18H59L58 16H55L56 17V19H60V21H59V19L58 20H54V22H52V20H50V21H48V20H46V21H48V22H50V24H52V26L49 24L48 26H49V28H48V26H47V28H46V25H47V22H46V25H45V19L43 20V21H41L42 19H37V17L35 16V17H31V13H29V18L31 19V20H36L35 21V23H38V25L40 24L41 25V23L43 24V25H45L44 27L46 28V29H48V30H50V32H55L56 31V29H58L59 28V30L58 31H60V28L62 29V27H63V25H68V23H69V25H77V24H71V22L72 21H74L75 20V17H76V20H78L77 22H79V21H81V23H83L85 20H87V22L86 23H90L91 22V19H89V18H87V17H85L87 14H84L85 12L84 11H81L80 9L78 10V11H76ZM81 13H83L84 14V17H83V14H81ZM147 13V14H146ZM174 13V14H173ZM249 13V14H248ZM28 14V13H27ZM144 14V15H143ZM173 14V15H172ZM176 14V15H175ZM180 14V15H179ZM243 14V15H242ZM247 14V15H246ZM191 15V16H190ZM197 15V16H196ZM208 15H210V16H208ZM79 18H78V17ZM144 16V17H143ZM179 16V18H177ZM183 16H185V17H183ZM214 16V17H213ZM54 17V18H55ZM80 17H82V19H83V22H82V19H80ZM256 17V18H255ZM36 18V19H35ZM53 18V19H54ZM98 18V19H97ZM112 18V19H111ZM153 18V19H152ZM181 18V19H180ZM211 18H213V20L211 19ZM245 18V19H244ZM176 19V20H175ZM196 19V20H195ZM210 19V20H209ZM236 19V20H237ZM248 19V20H247ZM66 22H65V21ZM72 20V21H71ZM75 20V21H76ZM94 21H95V19H93ZM92 20V21H93ZM101 20L100 21H95V23H101ZM106 20V19H105ZM136 20V21H135ZM212 20V21H211ZM41 21V22H40ZM59 21V22H58ZM90 21V22H89ZM94 21L93 22H91V23H94ZM111 21H113L112 23H110ZM118 23H117V22ZM134 21V22H133ZM146 21V22H145ZM174 21V22H173ZM206 21V22H205ZM209 21V22H208ZM245 21V22H244ZM52 22V23H51ZM56 22V23H55ZM65 22V23H64ZM142 22H144V23H142ZM173 22V23H172ZM179 22V23H178ZM181 22V23H180ZM190 22V23H189ZM210 22H212L213 23V27H212V23H210ZM55 25H54V24ZM57 23H59V24H57ZM61 23H64V24H62L61 25ZM76 23V22H75ZM80 23V22H79ZM94 23V24H95ZM129 23H133V26H131V25H129ZM136 23V27H135V24ZM137 23H140V24H137ZM192 23V24H191ZM215 23V24H214ZM83 24H85V23H83ZM126 24V25H125ZM210 25V27H209V25ZM260 24V25H259ZM57 25V26H56ZM61 25V26H60ZM81 25V24H80ZM87 25V24H86ZM89 25V24H88ZM87 25V26H88ZM115 25V26H114ZM129 27H128V26ZM142 25V26H141ZM51 26V27H50ZM92 26V25H91ZM191 26V27H190ZM52 27H58V28H55V30H54V28L52 29ZM246 27H248V28H246ZM256 27V28H255ZM261 27V28H260ZM129 28V29H128ZM139 28H141V29H139ZM208 30H207V29ZM212 28H213V31H212ZM253 28V29H252ZM109 29V30H110ZM126 29H127V31H129L127 34L125 33V31H126ZM139 29V30H138ZM178 29V30H177ZM197 29V30H196ZM203 29V30H202ZM209 29L211 30V31H209ZM215 29H216V31H215ZM54 30V31H53ZM164 30V31H165ZM176 30V31H175ZM205 30H207V31H205ZM257 30V31H256ZM57 31V32H58ZM200 31H202L201 33H200ZM209 31V33H212V34H210L209 36H207L208 35V33H206V32H208ZM166 32V31H165ZM119 33V34H118ZM124 33H125V35H124ZM199 33H200V35H199ZM206 33V34H205ZM129 34H131V35H129ZM253 34V35H252ZM255 34H256V36H255ZM117 35V36H116ZM119 35H121V36H119ZM212 35V36H211ZM254 36V37H253ZM22 37H24V38H22L23 40L25 39L26 40V35H24V32L22 33ZM96 37L97 38H99L100 36H92V38H93V40L94 39H96ZM167 37V38H166ZM205 37H207L208 38V40H206V38ZM257 37V38H256ZM91 37H90V39H92ZM101 38V37H100ZM103 38V37H102ZM124 38V39H123ZM169 38V39H168ZM213 39H214V37H212ZM139 39V40H138ZM141 39V40H142ZM147 39H148V41L147 42H149V40H151V38L149 39L148 37H147ZM196 39V40H195ZM216 39V38H215ZM215 39H214V41H215ZM226 39H228V38H226ZM263 39V40H262ZM22 40V41H23ZM189 40V41H188ZM193 40V41H192ZM202 40V41H201ZM210 40V41H209ZM217 41H212V43L213 44H210L209 43V45L207 44V45H205V48H207V49H205L204 48V50H207V55H204V56H201L200 58H204V60L203 59H201L202 60V62H204L205 64H210V67H211V69L210 70H213V71H216V72H221L222 70H223V67H222V62L221 61H223L224 59H220V60H218V58H221V56H223V53H225V54H227L228 53V51H229V49L227 48V46L229 45L230 46V43H231V41H230V43L228 44V45H226L225 46V44H227L226 42H224L223 40H221V39H216ZM219 40H220V42H219ZM255 40L257 41V42H255ZM15 41V40H14ZM14 41L12 42V40L10 41V43H8V41H7V43H5V44H7V47L9 48V47H11L12 46V44L14 43ZM122 41V42H121ZM180 41V44L179 43H177V42H179ZM228 41V42H229ZM258 41H262V42H258ZM16 42V41H15ZM23 42H25V41H23ZM29 42V41H28ZM119 42V43H118ZM185 42H187L186 44H187V47H186V45H185V48L184 47H180L183 43H185ZM205 42H203V44L205 43ZM219 42V43H218ZM222 42L223 43H225V44H222ZM26 43H27V41H26ZM216 43H218V44H220V45H218L219 46V48L218 47H215V46H217V45H215ZM262 43V44H261ZM8 44H10L9 46H8ZM14 46L13 47H15V48H13V47H11V48H9V51H13L12 53H16V57L19 55L18 54V51L20 52V49H19V47L14 43L13 44ZM24 45V44H23ZM27 45H28V43H27ZM171 45V46H170ZM184 45H182V46H184ZM213 45V46H212ZM215 45V46H214ZM172 46H174L173 48H172ZM208 46V47H207ZM210 46H212L213 48H216V49H214V51L211 53H209V50L210 49H212V48H209ZM221 46H225L224 48L223 47H221ZM231 46H232V44H231ZM229 47V48H232L233 49V47L234 46H232V47ZM253 46V47H254ZM18 47V49H16ZM21 47V46H20ZM89 47V49H87ZM88 47H85L87 50H84V54H88V51H89V53H92V52H94V49L92 48V46H88ZM244 47V46H243ZM249 47V48H248ZM260 47V46H259ZM33 46L32 47H30L29 49H27V50H32L33 51ZM91 48H92V52H91ZM208 48H209V50H208ZM228 49V50H225V49ZM262 48V47H261ZM263 48H264V46H263ZM13 49V50H12ZM164 49V48H163ZM163 49H159V50H161V51H165V49L163 50ZM14 50H16V51H14ZM30 50V53L32 52ZM213 50V49H212ZM215 50H216V52H215ZM218 50V51H217ZM220 50V51H219ZM234 50V49H233ZM255 50H256V47L254 48V50L252 51V50H249V56H252L253 55V53L255 52ZM85 51H86V53H85ZM177 51V52H176ZM182 51V52H181ZM222 51V52H221ZM225 51V52H224ZM226 51H227V53H226ZM232 51V50H231ZM230 51V52H231ZM235 51V50H234ZM10 52V54H12ZM28 52V51H27ZM183 52H185V53H183ZM243 52H242V55H244L243 54ZM15 53H14V56H15ZM60 58L62 59V56L61 55H63L62 54V52L60 51ZM95 53V52H94ZM89 54V55H87L88 57H90V55H92L91 57H94L96 54ZM148 53V54H149ZM161 53H162V55H161ZM205 53V52H204ZM205 53V54H206ZM218 53H219V55H218ZM245 53H248V52H245ZM252 53V55H250ZM149 54V55H150ZM166 54V55H165ZM170 54V55H169ZM172 54V55H171ZM182 54H184V55H182ZM221 54V55H220ZM241 54V53H240ZM255 54H254V59H255ZM259 54V55H258ZM260 54H262V55H260ZM75 55V57L77 58V60L80 62V64L78 63V61H74V63H78L77 65L75 64L74 66H73V64H72V60H76V58L74 57L73 58V55L72 56H70L69 58H68V60H66V61H68L66 64H69L71 67L73 66V68H71V69H74V67H77L76 68V70L78 71H76V76H78V78H79V74L78 73H82V77L84 78L85 76L84 75H86L87 73L89 74H92V72L93 73H95L96 74V72H98V74H100V76L102 77V76H104L105 78H104V80H106V81H109V83H107V84H109V86L112 84L111 82L112 81H110L111 79V77L109 76V73L107 74V72L105 73L104 72V68H103V65L102 66H100V63L102 64L103 63V61H105V60H108L107 58L104 60V58H102L101 59V61L99 62V63H96V62H93V61H89L90 63L89 64H87V66L88 65H92L91 63H93V65L96 63V65L98 64V66H93V67H95V69H93V70H95V72L94 71H91L90 72V69H91V67L89 66L88 68H87V66L86 65H81V61L78 59L79 58V56H77L76 54H74ZM163 55H165V56H163ZM168 55L170 56V57H168ZM176 55V56H175ZM201 55H203V54H201ZM209 55H211V56H209ZM215 55V56H214ZM236 56H234V58L235 59H237L236 57H237V54H235ZM242 55H239L238 54V56L239 57H241ZM143 56H147V55H145V53L143 54ZM162 56V57H161ZM182 56V57H181ZM207 56V57H206ZM209 56V57H208ZM18 57H20V55L18 56ZM90 57V58H91ZM180 57V58H179ZM186 57H188V56H186ZM238 57V58H239ZM244 58L245 57H247V58H249L248 56H243ZM253 57V56H252ZM96 58V60L97 59H100V57H95ZM164 58V59H163ZM175 58H176V60H175ZM223 58V57H222ZM224 58H226V56H224ZM20 59V58H19ZM19 59H18V61H19ZM94 59V58H93ZM209 61L208 63H206L207 61ZM216 59V60H215ZM240 59H243V58H239V59H237V60H234V59H232V61L234 60V61H239ZM71 61V63H70V61ZM91 60V59H90ZM95 60V61H96ZM218 60V61H217ZM256 60V59H255ZM255 60H253V61H255ZM99 61V60H98ZM165 61H167V62H165ZM185 61V62H184ZM219 61H220V63H222L221 64V67H220V64H219V66H217L218 65V63H219ZM28 62V64L26 65V67L28 68V70L33 74V72H35L34 74H37L38 73V75L39 76H41V74H43L44 73V71H45V69L44 70H42V72L40 73V70L38 71V69H40V68H38V67H36L34 64H33V66H31L29 63V61H27ZM211 62H213L212 63V65H211ZM216 62V63H215ZM56 63V64H55ZM54 63V65H52L54 68H56L57 70H59V71H57V74H59V75H61V74H63L64 72H65V74H67L66 73V71H67V69H66V67H64L63 65L64 64H60V63H57V62H55ZM88 63V62H87ZM169 63V64H168ZM184 63H185V65H184ZM188 63V68H187V64ZM32 64V63H31ZM60 64V65H59ZM130 64V65H129ZM132 64V62H130V63H128V65L127 66H125L126 68H131V70H130V73H135V71H134V68H132V67H134V64H133V66L131 65ZM163 64L165 65L164 67H163ZM200 64H201V62H200ZM29 65V66H28ZM58 65V66H57ZM79 65H81V66H79ZM124 65H126V64H124ZM216 65V66H215ZM255 65V66H254ZM35 66V67H34ZM52 66H50V71H48L49 69H46V71H45V75L43 74V76H45V78H46V75H47V77L49 76V75H51L52 74V72H54V74H52L53 76L56 74V70H54L53 71V69L51 68ZM55 66H57V67H55ZM60 66V67H59ZM61 66H63L65 69H66V71H63V69L64 68H62ZM67 66V65H66ZM70 66H68L69 68H70ZM82 66H85L86 68H87V70H86V68H84V67H82ZM132 66V67H131ZM170 66H171V68H170ZM186 66V67H185ZM214 66V67H213ZM33 67L35 68V69H33ZM80 67H82L81 69H84V70H86V71H88L89 70V72H83L84 70H81V69H79ZM102 67V68H101ZM137 67V65L135 66V70L136 69H138V68H136ZM162 67V68H161ZM185 67V68H184ZM219 67V68H218ZM255 67V68H254ZM259 67V68H258ZM49 68V67H48ZM60 68H61V71H60ZM90 68V69H89ZM96 68H97V70H96ZM99 68V69H98ZM156 70H155V69ZM166 68V69H165ZM170 68V69H169ZM218 68V69H217ZM220 68L222 69V70H220ZM239 68V69H238ZM52 69V70H51ZM64 69V70H65ZM91 69V70H92ZM159 69H160V71H159ZM176 69V70H175ZM185 69V70H184ZM261 69V70H260ZM38 71L37 73H36V71ZM79 70H81L82 72H80ZM100 70V71H99ZM103 70V71H102ZM162 70V71H161ZM170 70V71H169ZM218 70V71H217ZM220 70V71H219ZM240 70V71H239ZM257 72H255V71ZM9 71H11V72H13V70H11V68L9 69ZM33 71V72H32ZM62 71H63V73H62ZM134 71V72H133ZM149 72V74H151V76L149 75V74H147V72ZM159 71V72H158ZM238 71V72H237ZM253 71H254V74H253ZM262 71V72H261ZM11 72H8L9 73V75H11L12 76V73ZM48 72H50V74H47ZM61 72V73H60ZM127 74L129 73L128 72V69H127ZM142 72H144V73H142ZM151 72V73H150ZM154 72V73H153ZM249 72V73H248ZM7 73V74H8ZM14 73V72H13ZM104 73V74H103ZM140 73H142V74H145L143 77H145V79H143V77L140 79V77L142 76V74H140ZM155 73H157V75L155 74ZM160 73H162L161 75H160ZM163 73H165L164 75H163ZM169 75H168V74ZM179 73H181V74H179ZM237 73L240 75V74H242V75H237ZM64 74V76L63 75H61V77L59 76H57V78L58 79H60V78H62V80L60 79V80H58V79H56V80H58L59 81V84H60V81H61V85L63 84V83H65L64 85L66 86V84L69 82V84L71 85V77L69 78L68 76H67V78L65 77L66 75ZM87 74V75H88ZM168 76H167V75ZM182 74H184V75H182ZM259 74H261V75H259ZM14 75V74H13ZM86 75V76H87ZM106 75V76H105ZM153 75L155 76V80H154V77H153ZM165 75H166V77H165ZM179 75H181V77H179ZM245 75H246V77H245ZM257 75H259V76H257ZM92 77L93 76H95L94 78H91V80H94L97 76L96 75H94V74H92L91 75ZM99 75H98V77H100ZM139 76V77H138ZM159 76H161V77H159ZM210 78H208V77ZM230 76V78H232L233 80H230V79H226V77H229ZM237 76V77H236ZM244 76V77H243ZM250 77V79H249V77ZM252 76V77H251ZM148 77L149 78H151L152 77V79H148ZM207 77V78H206ZM247 77H248V80H246L247 79ZM55 78H56V75H55ZM66 79L65 80V82H64V80L63 79ZM83 78H82V81L84 82V81H88V83H90L91 82V80H90V75H88L86 78H84V80H83ZM89 78V79H88ZM159 80H158V79ZM164 78V79H163ZM167 78V79H166ZM169 78V79H168ZM180 78V80L179 81H181L180 83H181V85L178 83V79ZM193 78H196V79H193ZM238 78V79H237ZM239 78L241 79L240 80V82L241 81H243L244 79V81L243 82H241V83H238L239 82ZM242 78H243V80H242ZM69 81H68V80ZM79 79H81V77L79 78ZM86 79V80H85ZM108 79H110V80H108ZM129 79V78H128ZM137 79H139L138 81H137ZM147 79H148V82H146L147 81ZM156 79H157V81H156ZM182 79V80H181ZM193 79V80H192ZM205 79V80H204ZM207 79H209V81L207 80ZM259 79H260V81H259ZM89 80H90V82H89ZM96 80V79H95ZM130 80V79H129ZM141 80H142V83L145 81V83H141ZM144 80V81H143ZM172 80V81H171ZM189 80H190V77H189ZM197 80V81H196ZM204 85L205 84V86L206 85H208L209 86V84L211 83V85L208 87V88H210V90H209V92L211 91V93L209 94V92H208V88H207V86H206V88H205V86H204V88H203V86H202V84L200 85L199 84V86L198 85H196V83H198L199 81ZM227 80H229V83H228V81ZM238 80V81H237ZM68 81V82H67ZM123 81H124V84H125V79H123ZM136 81V85H134V82ZM150 81V82H149ZM153 83H152V82ZM159 81H160V83H159ZM163 81V83H161ZM175 81H177V82H175ZM183 81V82H182ZM196 81V82H195ZM226 81H227V83H226ZM236 81H237V83L239 84H237L236 83ZM254 81V82H253ZM93 82H95V81H93ZM93 82H91V83H93ZM127 82V81H126ZM141 84H140V83ZM157 84H155V83ZM176 83V85H174L175 83ZM193 82V83H192ZM207 82H209V84H206ZM235 82V83H234ZM248 82H249V84H248ZM255 84H253V83ZM22 82L20 81V84H21ZM97 83V82H96ZM165 83V84H164ZM226 83V84H225ZM245 83L247 84V87L246 86H244L245 85ZM259 83V84H258ZM24 85L23 86H25L26 84L25 83H23ZM132 84H130V85H132ZM146 84V85H145ZM147 84H148V90L147 91H145L146 90V86H147ZM149 84H150V86H152V87H154V88H152V87H149ZM161 84V85H160ZM168 84H172V86L171 85H169L168 86ZM177 84L179 85V87H178V89H177V87H175V86H177ZM223 84H225V85H223ZM234 84V85H233ZM239 86H237V85ZM240 84H241V86H240ZM244 84V85H243ZM253 85V88H251V86ZM63 85V86H64ZM93 85H95V84H93ZM141 87H140V86ZM163 85V86H162ZM227 85V86H226ZM231 85H232V87H231ZM236 85V86H235ZM248 85H250V87L248 86ZM262 85V86H261ZM22 85H21V87H23ZM96 86V85H95ZM108 86V87H109ZM156 86V87H155ZM159 86V87H158ZM198 86V87H197ZM214 86H216V88H213ZM259 88H258V87ZM175 87V88H174ZM232 89H231V88ZM244 87V88H243ZM245 87L246 88H248V89H252L253 91H255V90H257L256 88H258V91H260V92H257V94L258 95H256L254 98H255V100H253V97L251 98L250 97V99L249 98H247L246 99V95H245V93H243V90L245 89ZM5 88L6 87H2V89H4L5 90ZM8 88V87H7ZM26 88V87H25ZM110 89H111V87H109ZM151 88V90H149ZM160 88V89H159ZM202 90H201V89ZM229 88V89H228ZM234 88V89H233ZM1 89V90H2ZM9 89V88H8ZM71 89V90H72ZM139 91H138V90ZM145 89V90H144ZM194 89V90H193ZM195 89H200V91L199 92H197ZM207 89V90H206ZM215 89H216V91H215ZM220 89H221V92H220ZM225 89H228V90H224ZM237 89V90H236ZM7 90V89H6ZM70 90V91H71ZM90 90V91H89ZM109 90V89H108ZM142 90V91H141ZM174 90V91H173ZM203 90H205V91H203ZM213 90V91H212ZM3 91V90H2ZM82 91H86L85 93H84V95H83V93H82ZM92 91V92H91ZM144 91V94L142 93ZM188 91V92H187ZM223 91V92H222ZM264 91V90H263ZM8 92V91H7ZM51 93H49L48 91H47V93L48 94H50L49 96H51V94H52V92L53 91H50ZM64 92V93H65ZM110 92V91H109ZM141 92V94L142 95H140L139 93ZM147 92H149L148 94H147ZM153 92V93H152ZM187 92V94H184V93H186ZM204 92H206V93H204ZM208 92V93H207ZM245 92V91H244ZM78 93V94H77ZM94 93V94H93ZM139 95H138V94ZM182 93H183V95H182ZM189 93H191L190 95H189ZM196 96V97H194V95ZM202 93V94H201ZM235 93H236V96H235ZM239 93H241V96H240V94ZM53 94H54V92H53ZM87 94H89V96L87 95ZM137 94V95H136ZM151 94V95H150ZM180 94V95H179ZM200 94H201V96H200ZM212 94H213V96H212ZM214 94H215V97L219 100V101H216V100H214L215 99V97H214ZM221 94V95H220ZM227 94L230 96H227ZM239 94V95H238ZM244 94V95H243ZM248 94V96H249V93H247ZM263 94V95H262ZM74 95H76V97L78 98H76V97H73ZM83 96V97H81V96ZM85 95H87V97H92V100L94 101V99H95V101H99L101 104H102V106H99V107H96V106H94L93 104H95V103H93L92 105L97 109L96 111H94L95 113L94 114H92L91 113V111H92V109L93 110H95L94 108H90L91 106L89 105V104H91V102L89 103V102H87V101H85L84 102V100H87V98H86V96ZM116 95V96H117ZM136 95V96H135ZM146 95V96H145ZM163 95V96H162ZM192 95V96H191ZM199 95V96H198ZM204 95H207V97H205ZM209 95H210V97H209ZM218 95V96H217ZM234 95V96H233ZM242 95H243V97H242ZM11 96H13V95H11ZM53 96V95H52ZM51 96V97H52ZM97 96H99V91H98V95ZM124 98H122V97ZM135 96V97H134ZM142 96V97H141ZM161 96V97H160ZM171 96V97H170ZM186 96V97H185ZM203 96V97H202ZM221 96V98H219ZM237 96H239L238 98H237ZM81 97V98H80ZM90 97V98H91ZM144 97V98H143ZM168 97V98H170L171 100L169 101V99L166 98ZM200 97V98H199ZM202 97V98H201ZM237 99H236V98ZM86 98V99H85ZM122 98V99H121ZM141 98V99H140ZM163 98V99H162ZM198 98V99H197ZM226 98V99H225ZM257 98V99H256ZM258 98H259V100H258ZM133 99H135V100H133ZM150 99H152L151 101H150ZM162 99V100H161ZM166 101H165V100ZM174 101H173V100ZM181 99V100H180ZM231 99V100H230ZM243 99V101H241ZM253 101H252V100ZM120 100V102L118 103V101ZM124 100V101H123ZM137 100V101H136ZM178 100V101H177ZM187 100V101H186ZM212 100V101H211ZM226 100H230L229 101V103L228 102H226ZM234 100H235V102L236 103H234ZM248 100H250V101H248ZM262 100V99H261ZM18 101V104H20V102H19V99L17 100ZM122 101V102H121ZM126 101V102H125ZM140 101V102H139ZM153 101V102H152ZM158 103H157V102ZM165 101V102H164ZM168 101L169 102H176L175 103V105H176V107H177V109H175L174 110V113H172V115H171V117H169V118H167V119H165V120H169L168 122L167 121H163V119H161L162 118V116H161V114L162 113H160L162 110H165L166 109V107L167 108H169V104H168ZM196 101V102H195ZM197 101H198V103H197ZM213 103H211V102ZM216 101V102H215ZM220 101H222L221 103H220ZM224 101H225V103H228V104H226V105H224L225 103H224ZM248 101V102H247ZM125 102V103H124ZM131 102V103H130ZM133 102V103H132ZM137 102V103H136ZM159 102H160V104H159ZM177 102H178V104L180 105H178L177 104ZM216 104H215V103ZM218 102V103H217ZM230 102H231V104L233 105H231L230 104ZM250 102V103H249ZM253 102V103H252ZM83 103H85V104H83ZM99 103V104H100ZM167 103V104H166ZM201 103V104H200ZM204 103V104H203ZM220 103V104H219ZM125 104V105H124ZM132 106H131V105ZM133 104H135V105H133ZM148 104V105H147ZM161 104H164L163 106L161 105ZM200 104V105H199ZM252 104V105H251ZM256 104V105H255ZM73 105H75V107H73ZM83 105H85V106H83ZM88 105V106H87ZM95 105H97V104H95ZM146 105H147V107H146ZM161 105V106H160ZM188 105V106H187ZM223 105V106H222ZM227 105H228V107H227ZM58 106H61V105H59V103H58ZM78 106V107H77ZM92 106V107H93ZM98 106V105H97ZM109 106V107H108ZM126 106V107H125ZM128 106H131L130 108H128ZM136 106V107H135ZM150 106V107H149ZM197 106V107H196ZM203 106V107H202ZM218 106H222L221 108V110L222 111H220V108L218 107ZM230 106H231V108H230ZM2 107H5V105L4 106H2ZM63 107H66V106H61V108L63 109ZM85 107H87V108H85ZM108 107V108H107ZM116 107V108H115ZM145 107V108H144ZM161 107V108H160ZM179 107V108H178ZM212 107V108H211ZM217 107H218V110H217ZM249 107V108H248ZM5 108H7V107H5ZM60 108V107H59ZM83 108V109H82ZM100 108H105L103 111L101 110V111H99V109ZM110 108V109H109ZM126 108V109H125ZM136 108V109H135ZM157 108V109H156ZM195 108V109H194ZM224 108H226L224 111H226V112H224L223 111V109ZM229 108V109H228ZM253 108V109H252ZM85 109V110H84ZM86 109H88V110H86ZM108 109V110H107ZM137 109H139L138 111H137ZM188 109V110H187ZM231 109H232V111L234 112V115H235V117L233 118L232 117V114H233V112L231 111ZM234 109H236V111L234 110ZM238 109V110H237ZM247 109V111H245ZM1 110V109H0ZM33 110V109H32ZM105 110H107L106 111V114H107V116L105 115V116H103V115H101V113H103ZM114 110V111H113ZM129 110V111H128ZM209 110H211V112H209ZM213 110V111H212ZM215 110V111H214ZM228 110H230V111H228ZM239 110L241 111V112H239ZM2 112L4 111V108H2V110H1ZM34 111V110H33ZM84 111V112H83ZM89 111V112H88ZM98 111H99V115H101V116H99L100 118H102V119H104V117H107V118H105L104 120H102V119H99V117L98 118H91V115H95L96 113H98ZM131 111V112H130ZM154 111V112H153ZM207 111V112H206ZM238 111V112H237ZM4 112H6V111H4ZM3 112V113H4ZM80 112L82 113V114H80ZM88 112V113H87ZM121 112V113H120ZM123 112H125V113H123ZM129 112V113H128ZM134 114H133V113ZM152 112H153V114H152ZM157 112V113H156ZM192 112L194 113V114H192ZM195 112H196V114H195ZM201 112H202V114H201ZM206 113V115H205V113ZM209 112V113H208ZM215 113V114H212L211 116H209L208 114H211V113ZM219 112V113H218ZM221 112H223V115H226V114H228V115H226L225 116V118H224V116L223 115H221L222 113ZM3 113H1L0 115H2ZM85 113H87V114H85ZM117 113V114H116ZM127 113V114H126ZM136 113H137V115H136ZM144 115H142V114ZM145 113V114H144ZM199 113L201 114V115H199ZM203 113H204V116H203ZM229 113H231L230 115H229ZM239 113H241V114H239ZM44 114V113H43ZM85 114V116H83ZM105 114V113H104ZM110 114V115H109ZM120 114V115H119ZM122 114V115H121ZM132 114V115H131ZM159 114H160V116H159ZM185 114V115H184ZM4 115H6V117H7V112L6 113H4L3 114V116ZM77 115H79L78 117H80L79 119H80V122L79 121H76V119L75 118H77ZM128 115V116H127ZM141 115V116H140ZM148 115V116H147ZM174 115V116H173ZM194 115V116H193ZM195 115H197V116H195ZM199 115V116H198ZM219 115H220V118L221 119H219ZM3 116H0L1 118L3 117ZM81 116H83V117H81ZM92 116V117H93ZM98 116V114H96V116H94V117H97ZM120 116V117H119ZM136 116V117H135ZM143 116V117H142ZM151 118H150V117ZM156 116V117H155ZM215 116V117H214ZM221 116H223V118L224 119H222V117ZM49 117V116H48ZM85 117V120H86V118L89 120V122H87L88 120H86V122L88 123V125H87V123L85 122V120H83V118ZM110 117V118H109ZM115 117H117V118H115ZM125 117V118H124ZM133 117V118H132ZM149 117V118H148ZM154 117V118H153ZM159 117V118H158ZM197 117V118H196ZM202 117H203V119H202ZM207 118V119H205V118ZM210 117V118H209ZM232 119H231V118ZM4 118V117H3ZM52 118V117H51ZM50 117H49V121L47 120H45L46 121V123L47 122H49V124H50V121L51 122H54L55 120H50L51 119ZM54 118V117H53ZM81 118H82V121H81ZM91 118V119H90ZM130 118V119H129ZM171 118H172V122H171ZM230 118V119H229ZM5 119V118H4ZM55 119V118H54ZM92 119H96L95 121L94 120H92ZM99 119V120H98ZM113 119H115L114 121H113ZM116 119H117V121H116ZM127 121H126V120ZM133 119V120H132ZM140 119V120H139ZM149 120V123H148V121L146 122V120ZM192 119V120H191ZM206 121H205V120ZM216 119H219V120H216ZM229 119V120H228ZM77 120H78V118H77ZM94 121V122H92V121ZM100 120H101V122H103V123H101L100 122ZM120 120V121H119ZM160 120V121H159ZM161 120H162V122H164V123H162L161 125H160V123H161ZM197 120V121H196ZM198 120H200L201 122H199ZM205 122H204V121ZM210 120V121H209ZM222 120V121H221ZM224 120V121H223ZM228 120V121H227ZM231 120V121H230ZM69 121V122H70ZM79 122L78 124H76V123H74L73 124V122ZM99 122V124H98V122ZM121 121H123V122H121ZM132 121H134V123L132 122ZM141 121L143 122L142 124H141ZM153 121V122H152ZM157 121V122H156ZM179 121V122H178ZM187 121V122H186ZM212 121V122H211ZM217 121H219V123L217 122ZM1 122V121H0ZM5 122H7V121H5ZM4 122V123H5ZM97 122V123H96ZM107 122H109V125L110 126H112V127H110V126H108V123ZM116 122V123H115ZM144 122H145V126H144ZM151 122V123H150ZM155 122V123H154ZM160 122V123H159ZM190 122H191V125H190ZM198 122V123H197ZM218 123V125H217V123ZM228 122V123H227ZM3 122L2 123H0V156H1V153H2V157H0V172H6L7 174H8V172L7 171H11V170H13V172L11 173L10 171H9V174L7 175V174H5V173H3V174H1L0 173V182L2 181L3 183H0V185L2 186V188H0V206L2 207H0V223H2V225H0V238H1V240L3 239L2 237H4L5 238V234H7L8 236H6V241H5V239H3L2 240V242H1V240H0V242H1V244H0V248H1V250H0V252L3 254H7L8 252L10 253L11 252V254H13L14 253V251H16V253L17 254H22V253H24L25 254V252L26 251H28V247H22V246H24V243H21V242H23V239H24V236L21 238V236L22 235H25L27 232H26V230L27 231H29L30 230V226H31V230L30 231H32L33 230V228L35 227V225L36 226H38L39 224H41L40 222H42V219H46V218H44L46 215H47V213L49 212V210L51 211L53 208V210L55 211V207H56V205H58V208L59 209H57L58 210V212L61 210V204H60V202H63V200L62 199H58V197H60V196H58L57 197V195H60V193H61V191H59V189L61 190V189H63L60 185H61V183H62V180H61V182H60V180H58V178L57 177H59V179H61L62 177H63V174H65V172H63L64 171V169L66 168L65 166V164H67V163H62L63 165H61V163L59 162V164L58 165H54V164H52L51 165V163L53 162L52 160H50L49 159V161L47 160V162H50V164L48 163H46V161H44L43 163H41L42 165L44 164L45 165V168L44 169H46L47 170V172L46 171H43L44 173H42V171H41V169H43V166L42 167H40L41 166V164L38 166V165H35V166H37V168L35 167H33V169L31 168V176L29 175H27V177H23V175L24 176H26L25 174H23V172H24V169L25 168H23L24 166H22V165H20L22 162H23V160L21 161L20 159L18 160V159H16V161H17V164H16V161H15V156H21L22 154L21 153H23L24 151H23V149H21L20 150V147H22L21 146V144H19L18 142H13L14 143V145H18V146H15V149L13 148L14 147V145L12 146L11 145V142H8L7 140V138L9 137V138H11L12 136H11V134L15 131H13L12 129H10L11 127H9V126H11V125H9L10 123L9 122H7V123H9V124H4ZM13 123V122H12ZM11 123V124H12ZM91 123V124H90ZM116 125H115V124ZM131 123H133V124H131ZM157 123H159L158 125H157ZM171 123V124H170ZM187 123V124H186ZM197 123V124H196ZM222 123H224V125L222 124ZM228 125H227V124ZM233 123V124H234ZM68 124H70V123H68ZM85 124V125H84ZM94 124V125H93ZM95 124H98V125H95ZM105 124H107L106 125V127H105ZM125 124H126V126H125ZM130 124V125H129ZM135 124H137L136 126H134ZM140 124H141V127H139L140 126ZM149 126H148V125ZM151 124V125H150ZM163 124H164V126L165 127H167V128H165V127H163ZM170 124V125H169ZM221 124V125H220ZM233 124H230V125H233ZM9 125V126H8ZM13 125L14 124H12V127H13ZM79 125V126H78ZM82 125L84 126V127H82ZM101 125V126H100ZM114 125H115V127H114ZM119 125V126H118ZM127 125H128V127H127ZM156 125L158 126V127H156ZM216 125H217V127H216ZM223 125V126H222ZM2 126H4L3 128H2ZM70 126V125H69ZM78 126V127H77ZM87 126H89V127H87ZM92 126H95V127H92ZM97 126L99 127L98 128V130H97ZM108 126V127H107ZM124 127L125 129H121V127ZM144 126V127H143ZM162 126V127H161ZM181 126V127H180ZM190 127V129H189V127ZM209 126V127H208ZM219 126H221V127H219ZM71 127V126H70ZM102 127V128H101ZM104 127L107 129V128H110V129H112L113 131H110V132H112V133H109L108 131H106L105 133H107V134H109L108 136L109 137H106L107 136V134H104V136H103V131H104ZM152 127V128H151ZM153 127H156V128H153ZM180 127V128H179ZM199 127V128H198ZM201 127V128H200ZM227 127V128H226ZM160 128H161V131H160ZM164 128V129H163ZM175 128V129H174ZM215 128V129H214ZM229 128V129H228ZM6 131H5V130ZM86 129V130H87ZM90 129H91V131H90ZM101 129V130H100ZM109 129V130H110ZM117 129V130H116ZM121 131H120V130ZM126 129H129V132L131 133V132H133L134 134H129V135H127L128 133L127 132H125V130ZM155 129V130H154ZM157 129H158V131H157ZM220 129V130H219ZM225 129H227L226 131H225ZM77 130H79V129H77ZM85 130V131H86ZM93 130V131H92ZM95 130V131H94ZM163 130V131H162ZM165 130V131H164ZM172 130V131H171ZM188 130V131H187ZM195 130H199L200 132H196ZM207 131V132H205V131ZM210 130H213V131H210ZM96 131H98L99 132V134H98V132L97 133H95V134H93L94 132H96ZM120 131V132H119ZM127 131V130H126ZM155 131V132H154ZM174 131V132H173ZM193 131V133H191ZM222 131V132H221ZM228 131V132H227ZM5 132L9 135H7V134H5ZM9 132V133H8ZM78 132V131H77ZM120 134H119V133ZM121 132L123 133V132H125L126 134L125 135H123L122 137L121 136H119V135H122L121 134ZM159 132V133H158ZM167 132V133H166ZM169 132V133H168ZM183 132V133H182ZM190 132V133H189ZM11 133V134H10ZM58 133V134H57ZM102 135H101V134ZM153 133V134H152ZM156 133H158V134H156ZM164 133H165V135H164ZM220 133V134H219ZM225 133V134H224ZM231 133V132H230ZM3 134V135H2ZM4 134H5V136H4ZM61 136H60V135ZM82 134L84 135V136H82ZM86 134V135H85ZM110 134H112V135H110ZM124 134V133H123ZM190 134V135H189ZM192 134V135H191ZM228 134V135H227ZM55 135V136H54ZM59 135L60 137H57V136ZM76 135V136H75ZM106 135V136H105ZM133 135V136H132ZM156 135H157V137H156ZM195 135H196V137H195ZM212 137H210V136ZM214 135V136H213ZM227 136V137H225V136ZM3 136V137H2ZM43 136V135H42ZM42 136H41V138H42ZM53 136H54V138H53ZM75 136V137H74ZM83 137L85 140H83V138H82V140H81V138H79V137ZM87 138H86V137ZM97 136H99L98 138H97ZM114 136V135H113ZM112 136V137H113ZM130 136V137H129ZM167 136V137H166ZM179 136V137H178ZM228 136H229V140H227L228 139ZM2 137V138H1ZM5 137V138H4ZM57 137V138H56ZM70 137H72V135L70 136ZM76 137H78V138H76ZM89 137V138H88ZM92 137H96L97 139H92ZM102 137V138H101ZM112 137H110L109 138V141L110 140H112L111 138ZM133 137V138H132ZM148 137V136H147ZM149 137V138H150ZM188 137V138H187ZM202 137V138H201ZM223 137H224V139H223ZM255 137V136H254ZM257 137V136H256ZM255 137V138H256ZM44 138V137H43ZM114 138H115V136H114ZM122 138V139H121ZM124 138V139H123ZM127 138V139H126ZM159 138V139H158ZM182 138V139H181ZM193 138H196V140L195 139H193ZM226 138V139H225ZM4 139H6V141L4 140ZM35 139V138H34ZM69 139V140H68ZM77 141H76V140ZM89 139V140H88ZM146 139V138H145ZM148 139V138H147ZM153 139V140H154ZM168 139V140H167ZM173 139V140H172ZM175 139V140H174ZM201 139H203V141L201 140ZM212 139V140H211ZM257 139H258V137H257ZM36 140V139H35ZM37 140H38V138H37ZM87 140V141H86ZM91 140V141H90ZM130 140V141H129ZM167 140V141H166ZM184 140V141H183ZM207 140V141H206ZM209 140V141H208ZM219 140V141H218ZM2 141V142H1ZM3 141H5V143L3 142ZM10 141V140H9ZM11 141H12V139H11ZM72 141H74V142H72ZM79 141H81V142H79ZM89 141H90V143H89ZM94 141H98V143L96 144V147H95V145H92V144H95V142ZM113 141V140H112ZM171 141H172V143H171ZM226 141V142H225ZM6 142H7V144H9L10 143V145H7L6 144ZM71 142L73 143V144H75L76 142L78 143V145H77V143L75 144L76 145V147H73L72 146V144H71ZM84 142V143H83ZM88 142V143H87ZM157 142H158V145H157ZM164 142V143H163ZM176 142V143H175ZM195 142H198V143H195ZM209 142V143H208ZM228 142H229V144H228ZM12 143V144H13ZM166 143V144H165ZM180 143V144H179ZM189 143V144H188ZM206 143V144H205ZM88 145V146H86V147H90L89 149L88 148H86V147H84L85 145ZM100 144V143H99ZM99 144H98V146H99ZM103 144V143H102ZM101 144V145H102ZM170 144H172V145H170ZM192 144H194L193 146H192ZM196 144L198 145V147L199 148H197V146H196ZM203 146H202V145ZM205 144V145H204ZM232 144V145H231ZM69 145V146H70ZM92 145V146H91ZM100 145V146H101ZM126 145V146H127ZM200 145V146H199ZM209 145V146H208ZM218 145V146H217ZM4 148V147H6L7 146V149L5 148V149H3L2 150V147ZM9 146V147H8ZM10 146L14 149V151L16 150V147H17V150H20V152H18L19 154H21V155H17L18 153H17V150L15 151V153H14V151L12 152V148H10ZM158 146V147H157ZM163 146V147H162ZM166 146V147H165ZM168 146V147H167ZM176 146V147H175ZM186 146V147H185ZM220 146H222V147H220ZM19 147V148H18ZM82 147V148H81ZM94 147V148H93ZM118 147V148H119ZM150 147H152V146H150V144H149V149H150ZM179 147V148H178ZM188 147H192L191 149H194V151L193 150H191V149H189ZM202 147V148H201ZM225 147V148H224ZM228 147V148H227ZM255 147H257V149L255 148ZM75 148H77L78 149V151L75 149ZM80 148V149H79ZM156 148H157V151H156ZM168 148V149H167ZM170 148H171V150H170ZM203 148H206V151H205V149H203ZM224 148V149H223ZM12 149V150H11ZM86 149V150H85ZM100 149V147H98V150ZM163 149V150H162ZM167 149V150H166ZM184 149V150H183ZM198 149V150H197ZM8 152H7V151ZM10 150V151H9ZM52 150H54L55 151V148L54 149H52ZM82 150V152H80ZM84 150V151H83ZM88 150H89V153H88ZM90 150H92V151H90ZM177 150V151H176ZM191 150V151H190ZM216 150V151H215ZM254 150V151H253ZM262 151L261 153L259 152V151ZM3 151H6V152H3ZM188 151H190V152H193V153H189ZM228 151V152H227ZM249 151V150H248ZM75 152H77V153H75ZM98 152H100V150L98 151ZM97 152V153H98ZM121 152V151H120ZM119 152V153H120ZM151 152V153H150ZM167 152H168V154H167ZM184 152V153H185ZM195 152V153H194ZM202 152V153H201ZM215 152V153H214ZM247 152V151H246ZM259 153V154H261L260 155V161H259V158H257V157H254V154L255 153ZM10 153V154H9ZM11 153H13V154H11ZM92 153H94V152H92ZM96 153V152H95ZM94 153V154H95ZM96 153V154H97ZM154 153H156V155L154 154ZM164 153V154H163ZM177 153V157L175 156V154ZM200 153H201V155H200ZM225 153V154H224ZM228 153V154H227ZM16 154V155H15ZM53 154V152L51 151V155ZM54 154H55V152H54ZM72 154L69 156V158H72V157H74V156H72ZM87 154H85L84 156H86ZM122 152L120 153V154H118L114 159H112V160H110V161H108L109 159H107V160H105V162H106V164H104V162L101 164V166L103 165L104 167L106 166L107 168H108V164L109 163H111L113 166H115V167H113V166H111V165H109V169L111 170V169H113V171L115 170V172H117V171H120V170H122V168H123V165L122 164H124V162H125V157H123L122 155ZM180 154V155H181ZM195 154H196V156H195ZM205 154V155H204ZM230 154H231V156H230ZM13 155V156H12ZM81 155L80 156H77V158H76V161H75V159H73L72 158V161L75 163V162H77V159L80 157V161H81ZM133 155V154H132ZM132 155H129V157L127 158L126 157V159H129ZM148 155V156H147ZM151 155V156H150ZM153 155H155L154 157H153ZM172 155V156H171ZM183 155V154H182ZM6 156V158H4V157ZM7 156H8V160H7ZM54 156V155H53ZM72 156V157H71ZM83 156V157H84ZM122 156V157H121ZM185 156V155H184ZM13 157V158H12ZM133 158H135V155H133L132 156ZM147 157V158H146ZM172 157V158H171ZM187 157V156H186ZM206 157L209 159H206ZM223 157H225V158H223ZM261 157H263V158H261ZM20 158V157H19ZM21 158H22V156H21ZM52 158H54V157H52ZM116 158H118V160L119 159H121V160H119L120 161V163L118 162V160L116 159ZM124 158V159H123ZM154 158V159H153ZM191 158V157H190ZM202 160H201V159ZM205 158V159H204ZM219 160H218V159ZM235 158V159H234ZM238 158V159H237ZM242 158V159H241ZM254 158H256V159H254V161H253V159ZM9 159H10V161H9ZM12 159H14V160H12ZM233 159V160H232ZM237 159V160H236ZM258 159V160H257ZM263 159V160H262ZM5 161V162H3L2 163V161ZM54 160H56V157L54 158ZM113 160H115V161H113ZM122 160L124 161V162H122ZM142 160V159H141ZM145 160L143 161H140L139 163H141L142 164V162H144L143 164L144 165H146L147 163H145ZM205 160V161H204ZM216 161V163H215V161ZM225 160H227V161H225ZM228 160H230V161H228ZM243 160V161H242ZM252 160V161H251ZM255 160H257V161H255ZM13 161V162H12ZM15 161V162H14ZM19 161V162H18ZM21 161V162H20ZM57 161V160H56ZM112 161V162H111ZM209 162V164H208V162ZM214 161V162H213ZM233 161V162H232ZM247 161V160H246ZM12 162V163H11ZM79 162V161H78ZM77 162V163H78ZM109 162V163H108ZM116 162H118V164L120 165V167L118 166V164L116 163ZM200 162H202V163H200ZM204 162V163H203ZM217 162H219V163H217ZM220 162H221V164H220ZM7 163H8V165L11 163V165H7ZM214 163V164H213ZM227 163V164H226ZM236 163H237V166H235L236 167V169L234 170L233 169V167H232V171H231V168L229 169L230 171L229 172H227L228 170H226L224 173H220L218 176H220V177H218L217 175V177L216 176H214L215 174H212V172H215V170L216 169H218V167H219V169H223V168H226L228 165H232V164H234V165H236ZM239 163L241 164H247V163H249V164H247V168H249V169H247L248 170V172H247V170L245 169V170H243L242 172H241V170L240 169H237V167H238V165H239ZM6 164V165H5ZM15 166H14V165ZM19 164V165H18ZM24 164V163H23ZM46 164L48 165L47 167H46ZM211 164V165H210ZM3 165V166H2ZM50 165V166H49ZM61 165V166H60ZM206 165H207V167H206ZM218 165H220V166H218ZM249 165H251V166H249ZM4 166H5V168H4ZM8 166V167H7ZM13 166V167H12ZM18 166V167H17ZM20 166H22L21 168H20ZM51 166H53V168L51 167ZM54 166L56 167V169L54 168ZM60 166V167H59ZM64 168H63V167ZM209 166V167H208ZM225 166V167H224ZM249 166V167H248ZM1 167H2V169H1ZM7 167V168H6ZM10 167V168H9ZM51 167V168H50ZM117 167H119V168H117ZM125 167V166H124ZM168 167V166H167ZM167 167H164V168H167ZM204 167H206L207 168V170H205V168ZM215 167V168H214ZM217 167V168H216ZM15 168V169H14ZM17 168H19V172H17L18 171V169ZM38 168H40L39 170H38ZM59 168H60V170H62V172L61 171H59ZM117 168V169H116ZM142 167H140V168H137L136 170H137V172H135V173H132L133 175H137V176H139V173L141 172H139L138 170H140ZM211 168V169H210ZM213 168H214V170H213ZM5 169H7V171H4ZM17 169V170H16ZM22 169H23V172H22ZM35 169H37V170H35ZM52 169H54V170H52ZM58 169V170H57ZM14 170H16L15 172H14ZM53 172H52V171ZM66 170V169H65ZM94 170H97V169H95L94 168ZM142 170V169H141ZM162 170H163V168H162ZM161 170V171H162ZM167 170H169V169H167ZM209 170H210V172H209ZM234 170V171H233ZM238 170V171H237ZM34 171V172H33ZM37 171H39V173L37 172ZM91 171H93V170H91ZM88 172L89 174H86L85 176H87V178L85 177V180L87 181V180H89L90 181V185L92 184L91 182L93 181V183H97V181H95V179L93 180V177L94 176H96V175H100V173H99V169H98V174H97V172L95 171V173H94V175H91L92 174V172ZM206 171H208V173L206 172ZM245 171V172H244ZM36 172V173H35ZM53 174H52V173ZM57 172H60V173H57ZM94 172V171H93ZM120 172H124V168H123V170L122 171H120ZM173 173V175H172V173ZM175 172L177 173V174H175ZM184 172H186V174L184 173ZM199 172V173H198ZM206 172V173H205ZM223 172V171H222ZM227 172V173H226ZM239 172H240V174H239ZM20 173V174H19ZM25 173V172H24ZM49 173V174H48ZM62 173V174H61ZM160 173V172H159ZM195 173V174H194ZM201 173V175H204L203 177H201V175H199ZM205 173V174H204ZM243 173V174H242ZM245 173H247L246 175H245ZM13 174H16V175H13ZM22 174V175H21ZM36 174H38V176H35ZM40 174V175H39ZM48 174V175H47ZM57 174V175H56ZM58 174H60V175H58ZM131 174V175H132ZM168 174V175H167ZM207 174V175H206ZM222 174V175H221ZM224 174V175H223ZM227 174V175H226ZM255 174V175H254ZM4 177H3V176ZM11 175H13V177L11 176ZM44 175H46V176H44ZM55 175V176H54ZM73 175V174H72ZM71 175V176H72ZM91 175V176H90ZM132 175V176H133ZM168 177H167V176ZM170 175V176H169ZM195 175V176H194ZM199 176V177H197V176ZM226 175V176H225ZM228 175H229V177H228ZM245 175V176H244ZM258 175L260 176V175H262V176H260V177H258ZM18 176V177H17ZM19 176H22V177H19ZM51 178H50V177ZM75 176L76 175H74V176H72V177H74V178H72V179H76L75 178ZM88 176H90V179H89V177ZM231 176V177H230ZM236 176H237V178H236ZM242 176V177H241ZM250 176V177H249ZM11 177V179H13V180H15V179H17V180H15V182L16 183H18V184H16L13 180H10L9 178ZM14 177H15V179H14ZM17 177V178H16ZM35 177H37V179L34 178ZM39 177V178H38ZM42 177H44V178H42ZM46 177V178H45ZM54 177V178H53ZM125 177H129L128 176V174L125 176ZM181 177V178H182ZM215 177V178H214ZM240 177V178H239ZM247 177H249L251 180H247L248 178ZM256 177V178H255ZM3 178V179H2ZM7 178V179H6ZM21 179V181H22V183H21V181L19 182V180ZM27 179L28 180V182L27 181H25L24 179ZM55 179L54 180V182H53V179ZM57 178V179H56ZM70 178V177H69ZM92 178V179H91ZM96 178V177H95ZM166 178H168V180H165ZM196 178V179H195ZM217 178V179H216ZM241 178H242V181H245V182H242L241 181ZM262 178V180H260ZM30 179V180H29ZM34 179V180H33ZM45 179V180H44ZM48 179V180H47ZM78 179V178H77ZM77 179L74 181H72L75 185H76V181H77ZM155 179V180H154ZM158 179H160V181H158ZM186 178H184V180H185ZM214 179H216V180H214ZM230 179V180H229ZM244 179V180H243ZM247 180V182H246V180ZM10 181V183H9V181ZM40 182H39V181ZM58 182H57V181ZM80 180V179H79ZM85 180H82L81 181V183L83 184V183H86V181ZM96 180H98V179H96ZM151 180V179H150ZM193 180V181H194ZM236 180H240L239 182L238 181H236ZM7 181V182H6ZM25 181V182H24ZM31 181V182H30ZM35 181H36V183H35ZM38 181V182H37ZM44 183H43V182ZM46 181V182H45ZM48 181V182H47ZM83 181H85V182H83ZM89 181H87V186H86V184H83L82 185V187L83 188H89L90 187V185L88 186V183H89ZM95 181V182H94ZM162 181V182H161ZM164 181V182H163ZM176 181V180H175ZM202 181V180H201ZM208 181V182H207ZM209 181H211V182H209ZM214 181H216V182H214ZM225 181V182H224ZM233 181V182H232ZM256 181V180H255ZM23 182H24V184H23ZM53 182V183H52ZM151 181H149V183H150ZM152 182L150 183V185L148 184L147 186L149 187V188H145V189H152L153 188V186H152ZM174 182V181H173ZM224 182V183H223ZM228 184H227V183ZM5 183V184H4ZM7 183H8V185H7ZM12 183V184H11ZM33 183V184H32ZM39 185H38V184ZM46 183V184H45ZM48 183V184H47ZM175 183H177V182H175ZM174 183V184H175ZM202 183V184H201ZM213 183V184H212ZM242 183V184H241ZM264 183V182H263ZM262 183V184H263ZM4 184V185H3ZM32 184V185H31ZM36 184H37V186H36ZM51 184H52V186H51ZM55 184H58L57 186L55 185ZM160 184L158 185L159 187H161L160 186ZM163 184H162V186H163ZM174 184H171V185H174ZM249 184V185H248ZM6 185V186H5ZM11 185V186H10ZM32 186V188H31V186ZM41 185H43V187H41ZM79 185H81L80 183H79ZM206 185V186H205ZM218 185V186H217ZM221 185V186H220ZM227 185V186H226ZM236 185H237V187H236ZM0 186V187H1ZM18 186V187H17ZM23 186V187H22ZM36 186V187H35ZM60 187V188H58V190H56L55 188L56 187ZM164 186H166V185H164ZM196 186H201L200 188H197ZM205 186V187H204ZM226 186V187H225ZM235 186V187H234ZM260 186V185H259ZM28 187V188H27ZM29 187H30V189H29ZM35 187V189H33ZM37 187H38V189H37ZM39 187H41V188H39ZM45 187V188H44ZM49 187H51L50 188V190L51 191H53L54 192V194L55 195H53L51 192H50V190L48 189ZM92 187L93 188H95V186H94V184H93V186H91L90 187V189H85L86 190V192H89L90 190H91V192L93 191V189H92ZM151 187V188H150ZM209 187V188H208ZM222 187V188H221ZM229 187V188H228ZM261 187H263V189H264V184L261 186ZM5 188V189H4ZM14 188H16L15 190H14ZM44 188V189H43ZM66 188V187H65ZM63 189V191L64 190H66V189ZM81 189L80 188V186H79V189H81V191H80V193H82V192H85L84 191V189ZM197 188V189H196ZM206 188V189H205ZM224 188V189H223ZM257 188H259V189H257ZM256 188V190H255V192H257V191H259V194L258 193H255V192H253L254 190H252V193H254L253 195H257V199H259L261 196V198L259 199V200H257V201H262L261 203H263L264 204V190L261 188L260 189V187H257ZM29 189V190H28ZM78 189V190H79ZM210 189V190H209ZM215 189H217V190H215ZM221 189V190H220ZM229 189V190H228ZM235 189H233V190H235ZM5 190H7V192L5 191ZM27 190V191H26ZM36 190V191H35ZM43 190L45 191V192H43ZM205 191L206 190V192H205V195H204V192H202V191ZM261 190L263 191V192H261ZM10 191V192H9ZM16 191H18V192H16ZM28 191H29V195H28ZM35 191V192H34ZM60 192L59 194H58V192ZM62 191V192H63ZM183 191V193L185 194V192ZM198 191V192H199ZM212 191V192H211ZM224 191V192H223ZM5 192H6V194H5ZM33 192V193H32ZM39 194H37V193ZM43 192V193H42ZM47 192H49V193H47ZM57 192V193H56ZM181 192H182V190H181ZM188 192H186V196L188 195L187 193ZM10 195H9V194ZM13 193V194H12ZM64 193V192H63ZM63 193H61V196H62V198H64V194ZM65 193H67V191H65ZM77 194H80V193H78V192H76ZM209 193V194H208ZM216 193V194H215ZM218 193V194H217ZM21 194H23V195H21ZM30 194H32V195H30ZM48 194V195H47ZM53 196H52V195ZM63 194V195H62ZM83 194V193H82ZM182 194V193H181ZM215 194V195H214ZM260 194H262V195H260ZM17 195V196H16ZM28 197H27V196ZM67 195V194H66ZM81 195V194H80ZM80 195H77L78 197L80 196ZM85 195V194H84ZM155 195H157V194H155ZM155 195H152V196H154V197H149L150 198V200H149V198H148V196H146L144 199H143V204H145L146 202H148V203H146L145 204V206L146 205H150V204H152V206H154L155 204H153V203H156V201H155V199H160L159 197H155ZM226 195V196H225ZM13 198H12V197ZM26 197V198H24V197ZM30 196V197H29ZM39 196V197H38ZM75 196H76V194H75ZM77 196L74 198L75 200H76V198H77ZM83 196V195H82ZM158 196H160V195H158ZM164 196V195H163ZM184 196V195H183ZM183 196H181V197H183ZM199 196H200V198H199ZM205 196H208V197H206L205 198ZM209 196H211V197H209ZM214 196V197H213ZM215 196H216V198H215ZM252 196V195H251ZM19 198V200L18 201H20V199H21V201L20 202H18L17 201V199ZM34 197V198H33ZM38 197V198H37ZM47 197H48V199H47ZM66 197V196H65ZM176 197V196H175ZM217 197H218V199L220 198V201L217 199ZM250 197V196H249ZM8 199V201H7V199ZM24 198V199H23ZM33 198V199H32ZM46 198V199H45ZM54 200H53V199ZM57 198V199H56ZM79 198H81V196L79 197ZM78 198V199H79ZM148 198V199H147ZM152 198H154V200L152 199ZM170 198H172V197H170ZM174 198V197H173ZM203 198H205V199H203ZM208 198V199H207ZM212 198V199H211ZM222 198H224V200L222 199ZM228 198V200H226ZM240 198V197H239ZM238 198V199H239ZM252 198V197H251ZM253 198L254 199H256L255 198V196H253ZM263 198V199H262ZM6 199V200H5ZM16 199V200H15ZM26 199V200H25ZM28 199H29V201H28ZM37 199V200H36ZM39 199H42V201H43V203L42 202H39ZM46 200V202H44V200ZM51 199L53 200V203H52V201H51ZM178 198H175V200H177ZM180 199V198H179ZM23 200H25V202L23 201ZM56 200V201H55ZM57 200H59V201H57ZM66 200V199H65ZM147 200H149V201H147ZM173 200V199H172ZM174 200V201H175ZM201 200V201H200ZM208 200V201H207ZM212 200V205H211V202L210 201ZM217 200V201H216ZM12 201V202H11ZM16 201V202H15ZM38 201V202H37ZM41 201V200H40ZM67 201V200H66ZM152 201H153V203H152ZM158 201V200H157ZM179 200H177V201H175V202H178ZM204 201H205V203H204ZM213 201H215L214 203H215V206H218V208L216 207V209L214 208V204H213ZM18 202V203H17ZM25 203V207H24V203ZM34 203V204H32V203ZM59 202V203H58ZM68 202V201H67ZM66 202V206L67 205H69L67 208H68V210H69V208L72 206L71 204H68ZM73 202V201H72ZM71 202V203H72ZM194 202H197V203H195L194 204ZM203 202V203H202ZM210 204H209V203ZM220 202V203H221ZM226 202V203H227ZM1 203H2V205H1ZM10 203H12L11 205H12V209L10 208L11 207V205H10ZM14 203H16V205L14 204ZM47 203L49 204V205H47ZM57 203V204H56ZM192 203H193V205H192ZM208 203V204H207ZM26 204H28V206H26ZM32 204V205H31ZM51 204H52V206H51ZM59 204H60V207H59ZM108 204V203H107ZM192 206H191V205ZM199 204V205H198ZM202 204H203V206H202ZM222 204H224V203H222ZM19 205H21V206H19ZM22 205H23V208H22ZM31 205V206H30ZM39 205V206H38ZM54 205V206H53ZM63 205V204H62ZM110 205V204H109ZM186 206L184 209H183V207L184 206ZM201 205V206H200ZM204 205H205V207H204ZM208 205V206H207ZM262 204H260L259 202H258V206L261 208V209H259V211L258 212H260L261 210H262V207H264V205L263 206H261ZM15 206H16V208H15ZM29 206H30V208H29ZM191 206V207H190ZM207 206V207H206ZM41 207V208H40ZM47 207L49 208V207H51V208H49V210L47 209ZM63 207H64V205H63ZM62 207V208H63ZM73 207V206H72ZM157 207V206H156ZM155 207V208H156ZM196 207V208H195ZM19 208H21V210H19ZM26 208H27V212H26ZM36 209V211H35V209ZM65 208V207H64ZM63 208V209H64ZM67 208H65V209H67ZM191 208V209H190ZM222 208V207H221ZM2 209V210H1ZM6 209H7V211H6ZM22 209H23V212H22ZM32 209H34V210H32ZM47 211H46V210ZM180 209H183V210H180ZM194 209V210H193ZM197 209V210H196ZM210 209H209V211H210ZM18 212H17V211ZM41 210H43V212H41ZM56 210V211H57ZM187 210H189L188 212H187ZM4 211V212H3ZM10 211H12L11 212V214L13 215H11L10 214ZM30 211H31V213H30ZM45 211V212H44ZM55 211V212H56ZM158 211H159V209H158ZM183 211H185V212H183ZM7 212H8V214L9 215H7ZM14 212V213H13ZM57 212V213H58ZM178 212V213H177ZM211 212V211H210ZM212 212H213V210H212ZM222 212H226V211H222L221 210V212L220 213H222ZM5 213V214H4ZM25 214V215H23V214ZM28 213H30V216H29V214ZM41 215H40V214ZM44 213V214H43ZM51 213H54L53 211H51L50 213H48L49 214V216H54L55 214H57V213H54V214H51ZM2 214H3V216H2ZM23 216H22V215ZM167 214H168V216H167ZM178 215V217H177V215ZM182 214V215H183ZM222 214H224V213H222ZM28 215V216H27ZM43 215H44V217H43ZM131 215V217H132V214H130ZM164 215H166L165 217H163L162 218V216H164ZM10 216H12V217H10ZM32 216H34V219H33V217ZM48 216V215H47ZM48 216V217H49ZM129 216V215H128ZM134 216V215H133ZM156 216V217H155ZM161 216V218H159ZM169 216H170V219H169ZM173 218H172V217ZM2 217V218H1ZM7 219H6V218ZM18 217V218H17ZM23 217H25V218H23ZM28 217V218H27ZM43 217V218H42ZM47 217V218H48ZM130 217V216H129ZM149 217L151 218L152 217V220L153 219H157V218H159V219H157L156 221H153V223H155V224H153L152 223V221H151V219H149ZM167 217H168V219H167ZM11 218V219H10ZM24 220H23V219ZM32 220H31V219ZM39 218H41V219H39ZM166 218V219H165ZM4 219V220H3ZM35 219H39V220H35ZM160 219L163 221V225L162 224H160ZM165 221H164V220ZM262 219V218H261ZM261 219H258V220H260V223L263 221V226H260V227H264V219H262V221H261ZM10 222H9V221ZM16 220V221H15ZM21 220V221H20ZM146 220H149V222H147ZM171 220V221H172ZM3 221V222H2ZM5 221V222H4ZM13 221V222H12ZM28 221V222H27ZM33 223V224H31V222ZM44 221V220H43ZM150 221H151V223H150ZM13 224H12V223ZM19 224H18V223ZM36 222H38V223H36ZM259 222V221H258ZM7 223V225H6V227H4L5 226V224ZM15 223V224H14ZM16 223L18 224V225H16ZM156 223H158L157 224V226L159 227H161V229H160V227H159V229H156V228H158L157 226H156ZM167 223V224H168ZM205 223V222H204ZM203 223V225H205ZM249 223V224H248ZM248 223H245V224H248V226H251L252 224L253 225H260L259 223H257V222H254V221H252L251 223L250 222H248ZM256 223V224H255ZM22 224V225H21ZM24 224H26L25 225V227H24ZM35 224V225H34ZM166 224V225H167ZM176 224V223H175ZM199 224V223H198ZM202 224V223H201ZM201 224H199L200 226H201ZM11 225V226H10ZM29 225V226H28ZM142 225H143V227H142ZM179 225V226H178ZM227 225H229V226H234V228H232V227H226ZM4 228H3V227ZM14 226V227H13ZM19 226V227H18ZM24 228H23V227ZM27 226V227H26ZM34 226V227H33ZM137 226H139V227H137ZM156 226V228H155V230H154V227ZM178 226V227H177ZM191 226L192 225H190V228H191ZM197 226V227H196ZM211 226V227H210ZM214 226V227H213ZM219 226H220V228H219ZM222 226V227H221ZM12 227V228H11ZM142 227V231H141V228ZM164 227V228H163ZM173 227H176L174 230H176V233H173V232H175L174 230H173ZM195 227H196V229H195ZM251 227H254V226H251ZM3 228V229H2ZM17 230H16V229ZM21 228H23V230L21 229ZM26 228V229H25ZM189 228V227H188ZM187 228V229H188ZM189 228V229H190ZM217 228V229H216ZM227 228L228 229H232V230H234V231H230V230H227ZM2 229V230H1ZM19 229V230H18ZM29 229V230H28ZM162 229H163V231H162ZM168 229V232H170V233H167V231L166 230ZM169 229H170V231H169ZM213 229H215V230H217V231H219V232H214V230ZM222 230V232L223 233H225V235L226 236H224V235H222V237H221V235H220V233H222L221 232V230ZM5 230H6V232H5ZM8 230V231H7ZM10 230V231H9ZM21 230L22 231H24V232H22L21 233ZM132 230H134V231H132ZM139 230H140V232H139ZM148 230V231H147ZM198 230V231H197ZM3 231V232H2ZM20 231V233H18ZM29 231V232H30ZM135 231H137L139 234H136V232ZM150 232V234L149 233H147V232ZM179 231H180V233H179ZM181 231H183V232H181ZM192 231V230H191ZM238 231V232H237ZM239 231L241 232V231H243V232H241V233H239ZM8 232V233H7ZM14 232V233H13ZM26 232V233H25ZM135 232V233H134ZM145 232H146V234H145ZM153 232V233H152ZM160 232H162V233H160ZM178 232V233H177ZM198 232H200V233H198ZM228 232L230 233V232H233V234H232V236H231V234H229L228 235ZM234 232H236V234L234 235ZM16 233V234H15ZM158 233V234H157ZM164 233H166V234H164ZM173 233V234H172ZM218 233V234H217ZM252 235H251V234ZM14 234V235H13ZM18 234V235H17ZM21 236H20V235ZM135 234V235H134ZM145 234V235H144ZM152 234V235H151ZM154 234H155V237H154ZM162 236H161V235ZM177 234H178V236H177ZM179 234H182L181 236L179 235ZM184 234V235H183ZM200 234V235H199ZM255 234L257 235V237H255ZM3 235V236H2ZM141 235V236H140ZM147 235H149V236H147ZM157 235H160L161 237H162V239H161V237H158ZM165 235V237L166 238H163V236ZM167 235V236H166ZM169 235H170V237H171V235L173 236V235H175L174 236V239L176 238V239H178V237L179 238H181V239H179V241L177 240V244L178 243H180L181 245L179 246L178 245V247L176 248V247H174V242L175 241H173V240H171L173 237H171V239H170V237H169ZM199 235V236H198ZM204 235V236H205ZM249 235V237H247ZM251 235V236H250ZM14 238H13V237ZM137 236V237H136ZM144 236H145V238H144ZM185 238H183V237ZM201 236V237H200ZM223 236H224V238H223ZM230 236H231V238H234L233 240H235L236 239V243H235V241L234 242H232V239L230 238ZM17 237H19V239H21L20 241L17 239ZM117 237V236H116ZM127 237H128V235H127ZM131 237V238H130ZM152 237H153V243H155V245H157V246H155V245H153V243H151V240H152ZM198 237V238H197ZM220 237V238H219ZM259 237V238H258ZM261 237V238H260ZM263 237V238H262ZM139 238V239H138ZM148 238V239H147ZM158 238H159V241L161 242V244H160V242L158 241V242H156V239L158 240ZM208 239V242H206V240ZM215 238H216V240H217V242L216 243H214L215 242ZM226 238H229L230 239V241H231V244H233V245H235V246H230L231 244H229L230 243V241L228 240V239H226ZM240 238V237H239ZM253 238H258V239H254L253 240ZM9 239V241H7ZM11 239H14L15 241H13L12 240V242H11ZM142 241H141V240ZM146 239V240H145ZM166 239V240H165ZM187 239H188V242H187ZM209 239H210V241H209ZM224 239V240H223ZM242 239H240V241L242 240ZM250 239H252V240H250ZM260 239V240H259ZM261 239H262V241H263V243H261V245L259 244L260 243V241H261ZM18 240V241H17ZM137 240H139V241H137ZM168 240V241H167ZM171 240V242L169 243V241ZM180 240H183L182 242L180 241ZM184 240H186V242L184 241ZM201 240H203V241H201ZM221 240H223V242L221 241ZM245 240H243V241H245ZM258 240H259V242H258ZM134 241V242H133ZM167 241V242H166ZM219 241H221V242H219ZM224 241H225V243H224ZM238 241H239V239H238ZM251 241V242H250ZM252 241H254L255 243V245L256 244H258V245H254L253 244V242ZM261 241V242H262ZM4 242V243H3ZM11 242V243H10ZM140 242H142V244H143V246H142V244L140 243ZM163 242V243H162ZM219 242V243H218ZM229 242V243H228ZM249 242H250V244H249ZM5 243H7L6 245H5ZM13 243H15V244H13ZM22 245H21V244ZM167 243V244H166ZM182 243H184V245L182 244ZM190 243H193V242H190ZM214 243V244H213ZM229 245H228V244ZM248 243V244H247ZM12 244V245H11ZM236 244H238V246L236 245ZM253 244V245H252ZM2 245V246H1ZM3 245H5V246H3ZM17 246V248H16V246ZM20 245V247H18ZM133 245H135V246H133ZM160 245V246H159ZM164 245H166V246H164ZM170 245H172V247H173V249L175 248V250H173L171 247H170ZM188 245V246H187ZM227 245V246H226ZM244 245V247H242ZM248 245V246H247ZM138 246H137V249H138ZM145 246H148V245H145ZM159 246V247H158ZM172 249V251H174L173 253L175 254V252H176V255H170L169 256V254L171 253V252H167V255L166 254H159V252H161L162 250H163V248H169V247ZM237 246V247H236ZM247 246V247H246ZM258 246V247H257ZM261 246V247H260ZM6 247V248H5ZM8 247H10L9 249L11 250V248H12V250L10 251L9 249H8ZM15 247V248H14ZM158 247V248H157ZM241 247V248H240ZM252 247V248H251ZM253 247H257L256 249H254ZM23 248H27V250H24ZM156 248H157V250L159 249H162L161 251H159L158 250V252L156 251ZM179 248V249H178ZM180 248H184L185 250H181ZM141 248H139V250H140ZM148 249V248H147ZM146 248H145V250L143 249V251L144 252H146V250H147ZM189 249V248H188ZM187 249V250H188ZM244 249V250H245ZM253 249V250H252ZM2 250H4V251H2ZM19 250V252H17ZM20 250L22 251H25V252H21L20 253ZM118 251V252H116V251ZM165 250V249H164ZM179 250H180V252H181V254H180V252H179ZM244 250H243V252H244ZM245 250V251H246ZM247 250V252H249V254L251 253L250 251H248ZM263 250H264V248H263ZM177 251H178V254H177ZM189 252H190V250H188ZM141 253H142V251H140ZM139 252V253H140ZM8 253V254H9ZM15 253V254H16ZM27 253V252H26ZM123 253V254H122ZM3 254V255H4ZM129 254H131L132 256L131 257H133V259L132 260H130V255ZM143 254V253H142ZM141 254V255H142ZM157 254V255H156ZM248 254V253H247ZM262 254H264V252H262ZM1 255V254H0ZM123 255V257H121ZM135 255V254H134ZM138 255H140V254H138ZM148 257H146V256ZM161 256V259H160V256ZM163 255H164V257H163ZM166 255V256H165ZM182 255V256H181ZM245 255H246V253H245ZM115 256H116V258L117 257H120L121 259H116L115 258ZM159 256V257H158ZM174 256H176V257H174ZM251 256H253L254 257V254H251ZM257 255H255V257H254V259H256V258H258V257H263V255H261V254H259L257 257H256ZM126 257V258H125ZM136 257H137V259H136ZM151 257V258H150ZM157 257H158V259H157ZM169 257V258H168ZM180 259H179V258ZM125 258V259H124ZM127 258L129 259V260H127ZM171 258H172V260H171ZM182 258H187L188 259V261H190L191 260V262H188L186 259H182ZM90 259H92L91 257H90ZM116 259V260H115ZM138 259H140L139 261H138ZM164 259V260H163ZM173 259H174V261H173ZM196 259H197V261H196ZM120 260V261H119ZM123 260V261H122ZM145 260H147V261H145ZM150 260V261H149ZM152 260H153V262H152ZM177 260V261H176ZM257 260V261H256ZM255 261L256 262H258V260L259 259H256ZM260 260H262L263 261V258L262 259H260ZM1 261V260H0ZM117 261V262H116ZM119 261V262H118ZM128 261V262H127ZM155 261V262H154ZM158 261H160V262H158ZM172 261H173V263H172ZM186 261V262H185ZM203 261V262H202ZM210 261V262H209ZM255 261L254 260H252V262H254L255 263ZM262 261H260V262H258L259 264L262 262ZM147 262V263H146ZM177 262V263H176ZM197 262V263H196ZM209 262V263H208ZM262 263H264V261L262 262ZM93 264H94V262H93ZM97 264H98V262H97ZM99 264H101V263H99ZM110 264V263H109ZM219 264H221V263H219Z\"/></svg>","mask_w":264,"mask_h":264}]
</instances>
